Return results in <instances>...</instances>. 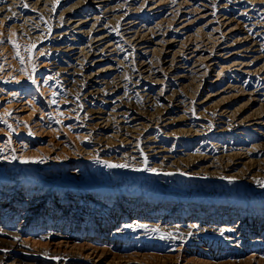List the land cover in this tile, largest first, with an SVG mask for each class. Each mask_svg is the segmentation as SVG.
I'll return each mask as SVG.
<instances>
[{"label":"rangeland","instance_id":"1","mask_svg":"<svg viewBox=\"0 0 264 264\" xmlns=\"http://www.w3.org/2000/svg\"><path fill=\"white\" fill-rule=\"evenodd\" d=\"M19 1V0H0V8H4L3 11L0 14V18L4 19L5 23L3 20H1L0 22V46L1 48H3L4 46V50L0 48V72L3 70V66L5 69V66L10 68L9 66H12V70L10 68V71L12 72H19L21 71L20 74L21 79L27 77H31V81L35 80L36 83L34 84L33 82V87L31 88L30 91V96H32V99L34 102L37 101V103H39V105H41L42 108L47 109L49 108L47 106V102H43L44 100H55V103L52 102L51 106L52 108H54L53 110H55L56 108V112L53 111V113H59L53 116L56 118L50 117L49 119L46 120V124H45V128L43 127L42 129H33V133L36 135H31V133L28 136H24L25 141L27 142L28 146H29V150L30 151H35L31 153L32 157L35 158L34 155H37L38 157L43 155V156H47V152L49 154V156H55L59 159V160H63L64 161V157L66 159V161H64V163L61 165L50 170V171H45L43 168H37L36 170L31 171L33 176L30 177H26V176H19L16 178H13L11 175L9 176L8 173H6V170H0V207H5V209H9L10 210V215L15 212L16 210H19V216H21V214L23 213V211H25V209L27 208V203L26 198H23L25 196L24 192L26 194H30V201L33 203H36L38 205H41V202L43 203L41 210H36L35 212H28L29 215H27V218H29L30 220L39 218V215H42L44 213V211H48V213H51L52 211L50 210L53 206H57V204L61 203L63 204L61 207H64V205L66 204H71L70 208L71 209V214H69L68 217V226H72L73 225V232L72 233H68V234H64V233H55V234H50V235H41L38 232H32L29 229L32 227L31 226V222L27 223V224H23L22 227L17 226L15 229L17 232H19V238L15 241V243L17 244V248L20 249H25L26 251H28L31 254H34L35 256L41 258V259H45L50 260L49 257H53L54 254L56 256L59 255V257L62 255V257L64 256H73L72 258H76L77 260H80L81 262H86V263H90V262H94V263H98V264H264V246L263 245H252V246H246L245 249H229V248H223L221 249V247H225V245H217L215 248H204L205 246L199 243H196V241H188V242H184V241H159V240H152V238H150V240H147L149 237L142 235V237L140 236H121V235H116L113 236L111 235L110 232L108 231H102V224L104 221L108 222L110 220H112L113 218H115V216L118 214V210H120L121 212L124 213L123 216L127 217V220L131 221H137L139 219V217L141 218H146L147 221H149V219H153V220H164L165 219H171L173 218L174 220H178L180 218V216L178 214H180V212L185 211L186 208H188L187 210L190 211V213H201L202 214V218H215V216L217 217L216 219H218L219 216L222 215L224 216L223 212L226 214V212H230L235 211L238 212V214H241V210L244 211L246 213L247 216L246 219H248V216L250 215V213L252 212H259L257 215H259L261 212L264 211V190L259 191L261 193L260 196L258 197H254L256 196V192L257 190H254L252 192H255V194H253V198H251V200L249 199L246 203L247 206L242 209L241 206H243V201L241 199H239L240 201H237L236 203H229L228 200L221 199L219 198L217 199H213V198H209V197H204L202 199H198V201L196 202L195 199L191 200L190 202H186V198L188 194H185L183 196H180L179 194H168V193H163V196L165 197V200H167L165 202V204L163 206H157V207H153L152 206H148L147 202L150 201L149 199H152L154 197V189L158 188L160 189L161 185H148L146 180H142L141 181V177L140 176H145L144 174H148L150 171L155 170V168L158 169L159 167V161L156 162V160H151L150 163H145V166L142 165L143 161L141 160L142 158L140 157L143 152V144H142V138L143 136H146L148 134H151L150 137L156 136V138L158 140L161 141V143L159 144L160 147H162L163 145H166V147L168 149H173L175 150V155H178V157H176L175 161L177 160L178 163L182 162V163H189V161L191 162L195 157L200 156V152H198V150H203L205 149L204 152L202 153V159L203 157H205V152L207 153V151L209 152L208 158L210 157V155H213L212 159L215 157H218L217 159H213L210 161H208L207 163H204L201 165V167L203 166H208L209 164L216 167L213 169V171H219L217 172L220 176L219 178H216V185L221 184V187L223 188H227L228 186H233L234 184L241 183L239 184V186L241 185L242 188L244 187H248V185L250 186V184L248 183L250 181V179L254 178V179H259L260 177L264 178V172H262L264 170V153L261 151L260 152V148L264 150V144H263V140H264V29L263 27H260V25L264 24V17H258L257 14L252 15L251 13H253L254 11L256 12V10H260L259 12H264V0H259V3L256 7H252L249 5V7L251 9H253L252 12H249L250 15L246 16V17H242L241 18V12L238 11H234L233 15L231 16V8H229L230 6H233L232 3H228L225 0H221L220 3H214V0H175L177 1L176 4L179 5H175L174 2L172 0H163L164 2H169V3H165L163 5H165V7L163 8H159V11H163V15L162 18L164 16V20L162 18L160 19H156L155 23L150 24L148 26V21H147V11H149V9L151 7H153L155 5V7H158L157 4L159 1H155V3L153 1L150 0H141L143 2L144 5H142V2L140 0H114V4L113 6H115L116 8L119 7L120 4H122L123 6H126L124 9H126V12H123L121 14L124 13H128V16L130 17L129 21H135L136 23H138L139 27H144V28H151L155 27L156 24L161 22V28H163L162 31L164 36H162L160 39L163 38V40L165 41H169L170 40H175L176 41L179 39L180 41H177V44L179 45L176 50H178V54H177V61L179 62L178 66L179 68L183 69L184 67H190V68H194L196 69V74L194 76L188 77L187 80L185 81H181L180 85H177V87H175L174 89L169 88L168 87V92H167V96L169 99H171L170 97H172V101H176L177 98H180V100L183 101V107L186 109H180L179 110H172L170 109L169 113L172 114H168V115H161L163 113V110L165 108L160 107L159 106H153V107H149L147 108V102L144 101L145 98H132L128 99L131 101H126L128 108L133 109L134 111H138L140 113L145 114V116H147V118H151V116H153L154 122H156L155 125H153L152 127H149L148 133L146 134H134L137 137H140V142L137 141L138 139H136V137H134L132 139V137L129 136H134V135H124L123 134H118L117 132H114L116 129V119H112L110 121H112V125L111 122L110 124L113 126L108 124L107 122L103 123L101 122V120H90V123L92 124V126L89 124L86 126H84V130H80L82 132H79L81 134H89V139L88 134L84 137L83 135L81 136V138L77 135H80L77 132V129L74 126H78L79 124L76 125V123L78 122L77 117H73V113L74 111H78L80 109V112L82 111H86L87 112V104L85 103L86 98H83L84 96L81 95V93L79 92V86H81V82H77L74 83L73 87L69 86L66 87L64 84H62V80H59L61 82L58 81L59 78L53 79V80H48L47 82V87L42 86L40 83V79L42 77H38V75L41 72V75H43L46 72V65H41L44 61V52H39V49H41V47H43L42 45H40L39 39L38 37L34 38L35 35H37V33H44L46 31V29L44 28L45 23L49 24L50 23V19H54V17L58 18L61 17L60 15L62 14L60 12V8L62 9V2L64 0H41L39 1V3L31 5V7L33 8L32 10H35V12L40 11V14H44L43 17L42 15H40L39 13H37V17L35 19H32L28 21H31L30 23L26 20L25 22L22 21L20 19L21 14L23 11H26L24 9V6L22 3L19 2H15ZM50 1V2H48ZM52 1V2H51ZM55 1V2H54ZM60 1V2H59ZM79 4L80 7H82V10H84L87 6L88 1L90 0H76ZM81 1V2H80ZM118 1V3H117ZM172 1V2H170ZM186 3H185V2ZM209 1V2H208ZM263 1V2H262ZM4 2V3H3ZM11 7H10V3ZM43 2L46 3V5H43ZM48 2V3H47ZM58 2V3H57ZM127 2V3H126ZM134 2V3H133ZM140 2V3H139ZM146 2V3H145ZM228 3V4H223V3ZM83 3V5H81ZM116 3V4H115ZM126 3V4H125ZM149 3V4H148ZM189 3V4H187ZM207 3V4H206ZM8 4V5H7ZM18 4V5H17ZM22 4V5H20ZM42 4V5H41ZM54 6H53V5ZM173 4V6L171 5ZM183 4V5H182ZM223 4V7L221 5ZM5 5H7L5 8ZM17 7H16V6ZM58 5V6H57ZM133 7H132V6ZM138 5V6H137ZM146 5V6H145ZM216 5V6H215ZM219 5V6H218ZM226 5V6H225ZM263 5V6H262ZM23 6V7H22ZM38 6V7H37ZM44 8L41 10V8ZM46 6V7H45ZM52 6V7H50ZM70 7L72 5H69ZM68 6V7H69ZM169 8H168V7ZM177 6V7H176ZM183 6V7H182ZM11 9H10V8ZM15 7V8H14ZM37 7V8H36ZM50 7V8H49ZM55 7V8H54ZM59 7V8H58ZM137 7V8H136ZM140 7V8H139ZM148 7V8H147ZM221 7V8H220ZM262 9H261V8ZM49 8V9H47ZM67 8V7H65ZM132 8V11H131ZM134 8V9H133ZM146 8V9H145ZM171 8V9H170ZM175 8V9H174ZM177 8V10H176ZM227 8V10H226ZM13 9V13L12 12ZM16 9V10H15ZM22 9V10H21ZM47 11H45V10ZM130 12H128L129 10ZM137 9V10H136ZM165 11H164V10ZM7 10V11H6ZM38 10V11H37ZM50 10V11H49ZM52 10V11H51ZM144 10V11H143ZM157 10V11H158ZM167 10L169 12H167ZM174 10V11H173ZM180 12H179V11ZM263 10V11H262ZM11 11V12H10ZM44 11V12H43ZM188 11V12H187ZM222 11V12H221ZM10 14H8V13ZM17 12V13H16ZM19 12V13H18ZM21 12V13H20ZM51 14H49V13ZM60 12V14H59ZM133 12V13H132ZM236 12V13H235ZM245 11H242V13L244 14ZM258 12V11H257ZM5 16H4V14ZM135 13V14H134ZM143 13V14H142ZM167 13V14H165ZM174 13V14H173ZM176 13V14H175ZM181 13V14H180ZM191 13V15H189ZM193 13V14H192ZM219 13V14H218ZM222 13H226L227 15H223ZM229 13V14H228ZM8 14V15H7ZM131 14V15H130ZM145 14V15H144ZM242 14V15H243ZM2 15V16H1ZM7 15V16H6ZM12 15V17H11ZM18 15V17H17ZM57 15H59L57 17ZM117 15V14H116ZM172 15V16H171ZM189 15V16H188ZM41 16V17H39ZM52 16V18H51ZM176 16V18H174ZM202 16V17H201ZM233 16L235 21L232 23H229V20L227 18H229L231 20H233ZM257 16V18H255ZM46 19H45V18ZM145 17V18H143ZM147 17V18H146ZM168 18L167 20L165 18ZM174 18L172 20H170L171 18ZM201 17V18H200ZM204 17V18H203ZM225 17H227L226 19H224ZM6 18V20H5ZM254 20H253V19ZM42 19V20H41ZM114 19V18H113ZM162 19V20H161ZM184 19V20H182ZM247 21H246V20ZM252 19V20H251ZM11 22H10V21ZM15 20V21H13ZM34 20V22H33ZM45 20V21H43ZM143 20V21H142ZM145 20V21H144ZM182 20V21H181ZM187 20V21H186ZM217 22H215V21ZM218 20V21H217ZM256 20V22H255ZM17 21V22H16ZM37 21V22H36ZM52 21V20H51ZM139 21V22H138ZM171 21V22H169ZM178 21V22H177ZM184 21V22H183ZM193 21V22H192ZM212 22L207 23V22ZM263 23H262V22ZM28 22V23H27ZM36 22V23H35ZM41 22V23H39ZM164 22V23H163ZM174 22V23H173ZM188 22V23H186ZM190 22V23H189ZM192 22V25H191ZM214 22V23H213ZM223 22V23H222ZM228 22V23H227ZM248 22V23H246ZM251 22V24H249ZM257 23L256 25L253 23ZM16 23V24H15ZM21 23V24H20ZM27 23V25H26ZM35 23V24H34ZM38 23V24H37ZM143 23V24H142ZM176 23V24H175ZM178 23V24H177ZM207 23V24H206ZM221 25H219V24ZM242 23V24H241ZM243 23L245 26H243ZM246 23V24H245ZM5 24V25H3ZM12 27H11V25ZM23 24V26H22ZM168 25V27H162V25ZM171 24V25H170ZM174 24V25H173ZM183 24V25H181ZM190 24V25H189ZM213 24V25H212ZM225 24V25H224ZM253 24V25H252ZM2 25V26H1ZM7 25V26H6ZM16 25V26H14ZM32 25V27L30 28V26ZM38 25V26H37ZM42 27H41V26ZM143 25V26H142ZM229 25V26H228ZM22 26V27H21ZM37 26V27H36ZM44 26V27H43ZM254 26V27H253ZM264 26V25H263ZM16 29H15V28ZM27 27H29L27 29ZM185 27V28H184ZM209 27V28H208ZM213 31H212V29ZM219 27V28H217ZM244 27H247L246 29H249L250 27V33L244 34V30L242 31V29ZM2 28H8L6 31ZM13 29V31H11V29ZM19 28V29H18ZM34 28V29H32ZM43 28V29H42ZM171 30H170V29ZM178 28V30H177ZM184 28V29H183ZM189 28V29H187ZM206 28V29H205ZM215 28V29H214ZM21 29V30H20ZM27 29V30H26ZM30 29V30H29ZM40 29V30H39ZM45 29V31H44ZM169 29V30H168ZM174 29V31L172 30ZM180 29V30H179ZM220 29V30H219ZM260 29L259 33H257V31ZM4 30V31H3ZM43 30V31H42ZM167 30V31H166ZM184 34H183V31ZM198 30V31H197ZM201 30V31H200ZM206 30V31H205ZM215 30V31H214ZM219 30V31H218ZM231 30V31H230ZM233 30V31H232ZM235 30V32H234ZM262 30V32H261ZM9 31V32H8ZM15 31V32H14ZM20 31H24V33L20 32ZM33 31L37 32L36 34L33 33ZM173 33L170 34V32ZM181 31V32H180ZM187 31V32H186ZM203 31V32H202ZM211 32L212 35H210L209 32ZM7 34H6V33ZM12 32V33H11ZM26 32V34H25ZM194 34H193V33ZM199 32V33H198ZM208 32V35H207ZM213 32V33H212ZM219 34H217V33ZM220 32V33H219ZM222 32V33H221ZM231 32V33H230ZM242 32V33H241ZM38 35H41L39 34ZM46 33V32H45ZM180 33V34H178ZM188 33V35H187ZM215 33V34H214ZM6 37L9 36V41H7V39H4ZM9 34V35H8ZM31 34V36H30ZM182 34V35H181ZM193 34V35H192ZM198 34V35H197ZM203 34V35H202ZM206 34V35H205ZM221 34H223L222 36H220ZM257 34V35H256ZM260 34V35H259ZM25 35V36H24ZM34 35V36H33ZM168 35V36H167ZM185 35V36H184ZM191 35V36H190ZM196 35V36H194ZM202 35V36H201ZM217 35V37H215ZM246 36V40L243 37ZM260 37H259V36ZM4 38H3V37ZM23 41H22V38ZM33 36V37H32ZM199 36V37H198ZM212 36V37H211ZM219 36V38H218ZM225 36V37H224ZM256 37L259 38L260 41L258 43H255V39L252 37ZM184 37V38H183ZM196 37V40H194ZM201 37V39L199 40V38ZM252 37V38H251ZM263 37V40L262 38ZM2 38V39H1ZM21 38V39H20ZM26 38V39H24ZM30 38V39H29ZM34 38V39H33ZM168 38V39H167ZM183 38V39H182ZM192 38V39H191ZM194 38V39H193ZM247 38L249 40H247ZM11 39V40H10ZM36 39V41H35ZM184 41H182V40ZM198 39V40H197ZM205 39V40H204ZM226 39V40H224ZM26 40V41H25ZM190 40V41H189ZM193 40V41H192ZM254 40V41H253ZM263 42H262V41ZM34 41V42H32ZM160 41V40H159ZM165 41V42H166ZM187 41V42H185ZM192 41V42H191ZM201 41V42H200ZM210 41V42H209ZM215 41V42H214ZM227 41V42H226ZM245 41V42H244ZM252 43H251V42ZM9 44H8V43ZM13 42V43H12ZM22 42L25 44H22ZM38 42V43H37ZM189 42V43H188ZM194 42V43H193ZM200 42V43H199ZM214 42V43H212ZM225 42V44H224ZM250 42V43H248ZM11 43V44H10ZM29 43V44H27ZM34 45H32V44ZM36 43V45H35ZM208 43V44H207ZM211 45H210V44ZM216 43V44H215ZM223 43V45L221 44ZM257 45H255V44ZM261 43V44H260ZM263 43V44H262ZM14 45H18L19 48L17 49L15 47V53L14 52ZM31 44V45H30ZM196 44V45H195ZM198 44V45H197ZM215 44V45H214ZM233 44V45H232ZM244 44V45H243ZM4 45V46H3ZM10 45V46H9ZM27 45V46H26ZM181 45V46H180ZM194 45V46H193ZM214 45V46H213ZM217 45V46H216ZM226 45V46H225ZM229 47H228V46ZM231 45V47H230ZM251 45V46H250ZM253 45V46H252ZM261 45V46H260ZM26 48H25V47ZM29 46H34L31 50H32V55H31V51ZM37 46V47H36ZM39 46V47H38ZM222 48H220V47ZM224 46V47H223ZM12 47V48H11ZM155 47L156 50H155ZM162 45L160 46H155V45H151L150 49H147V51H149V57L153 58L152 61H155L156 64H158V62L160 60L163 59V56L161 53H164L165 48H161ZM181 47V48H180ZM184 47V49H183ZM202 47V48H201ZM219 47V48H218ZM228 47V48H227ZM11 48V49H9ZM24 48V49H23ZM29 48V49H28ZM154 48V49H151ZM160 48V50H159ZM188 48V50H187ZM196 48H200L201 50H206L205 53L203 52H199L197 54V52L194 51V49L196 50ZM204 48V49H203ZM209 48V49H208ZM224 48V49H223ZM247 48V49H246ZM11 51H9V50ZM27 49V50H26ZM163 49V50H162ZM199 49V50H200ZM212 49V50H211ZM246 49V50H245ZM261 49V50H260ZM13 50V51H12ZM23 50V51H22ZM154 50V51H152ZM167 50V49H166ZM193 50V51H192ZM209 50V51H207ZM220 50V51H219ZM243 50V51H242ZM8 51V52H7ZM22 51V54L20 53ZM26 51V52H25ZM157 51V52H156ZM160 51V52H159ZM162 51V52H161ZM168 51V50H167ZM182 53H181V52ZM211 51V52H210ZM222 51V52H221ZM261 51V52H260ZM11 52V53H9ZM19 55H18V53ZM37 52V54L35 55V53ZM190 52V53H189ZM192 52V53H191ZM210 52V53H209ZM214 52H216L214 55ZM3 53V54H2ZM10 55H8V54ZM23 53L25 55H23ZM28 53V54H26ZM180 53V55H179ZM186 53V54H185ZM194 53V54H193ZM202 53V54H201ZM240 53V55H239ZM4 54L6 56H4ZM17 54L18 57L15 55ZM41 54V55H39ZM157 54V55H156ZM185 54V55H184ZM193 54V55H192ZM231 54V55H230ZM238 54V55H237ZM22 55V59L21 58ZM27 55V56H26ZM38 55V56H37ZM184 55V56H183ZM187 55V56H186ZM191 55V56H190ZM199 55V56H198ZM210 57H209V56ZM12 56V57H11ZM42 56V58H41ZM160 56V57H159ZM181 56V58H180ZM194 56V57H193ZM201 56V57H200ZM203 56V57H202ZM228 56V57H227ZM234 56V57H233ZM238 56V57H237ZM14 57V58H13ZM30 57V58H27ZM36 57V58H35ZM183 57V58H182ZM186 59H185V58ZM192 57V58H191ZM198 57V60H197ZM207 57V58H206ZM224 57V58H222ZM226 57V58H225ZM5 58V59H4ZM11 58V60H10ZM46 58V57H45ZM158 59L157 60H155ZM195 58V59H194ZM202 58V60H201ZM206 58V59H205ZM19 59V60H16ZM116 59H119V62H123L126 61L127 58L125 57V55H121V56H116ZM121 59V60H120ZM125 59V60H124ZM191 59V60H189ZM1 60H2V64H4L3 66L1 65ZM5 60V61H4ZM8 60H10V63L8 62ZM22 62H21V61ZM26 60V61H25ZM30 60V61H29ZM32 60V61H31ZM166 60V59H163ZM183 60V61H182ZM186 60V61H185ZM189 60V61H188ZM223 60V61H222ZM4 61V63H3ZM16 61V62H15ZM18 61V62H17ZM39 63H38V62ZM42 61V62H41ZM195 63H194V62ZM200 61V62H199ZM204 61V62H203ZM226 61V62H225ZM236 63H235V62ZM239 61V62H237ZM15 62V63H14ZM20 62V63H19ZM29 62L32 64L29 65ZM34 62V63H33ZM185 62V63H184ZM203 62V63H202ZM241 62V64H240ZM251 62V63H250ZM8 63V64H7ZM12 63H14V65H12ZM17 63V65H16ZM38 63V64H37ZM154 63V62H153ZM188 63V64H187ZM201 63V64H199ZM235 63V64H234ZM244 63V64H242ZM255 63V65H254ZM19 64V65H18ZM24 64V65H22ZM28 64V65H26ZM37 64V65H36ZM181 64V65H180ZM191 64V66H190ZM202 64H206L205 66ZM237 68V69H234ZM248 64V65H247ZM16 65V68H15ZM39 65V66H38ZM197 65V66H195ZM219 65V67H218ZM230 65V66H229ZM237 65V66H236ZM241 65V67H240ZM245 67H244V66ZM248 68H247V66ZM250 65V66H249ZM14 66V67H13ZM19 66V67H18ZM22 66L24 67V71L22 68ZM29 66V67H27ZM34 66V68L32 67ZM42 66V67H41ZM201 66V67H200ZM236 66V67H235ZM259 66L261 67L260 70L258 69ZM21 67V68H20ZM31 67V68H30ZM40 67V69H39ZM44 67V68H43ZM230 67V68H229ZM255 67V68H254ZM257 67V69H256ZM200 68V70H199ZM202 68V69H201ZM206 70H205V69ZM254 68V69H253ZM263 68V69H262ZM18 69V70H16ZM32 69V71L30 70ZM189 69V68H188ZM212 69V70H211ZM227 69V70H226ZM229 69V70H228ZM232 69V70H231ZM240 72H239V70ZM242 69V70H241ZM246 69V70H245ZM9 70V69H8ZM26 70H28L29 73H26ZM34 70V71H33ZM37 70V71H36ZM205 70V71H204ZM217 70V71H216ZM223 70V71H222ZM31 71V72H30ZM36 71V72H35ZM244 71V72H243ZM247 71V72H246ZM248 71H250V74H253V77H251V75L248 73ZM257 71V72H256ZM38 72V73H37ZM205 72V73H204ZM243 72V73H242ZM252 72V73H251ZM263 72V73H262ZM26 73V74H25ZM32 75H31V74ZM199 73V74H198ZM201 73V74H200ZM240 73V74H239ZM248 76H247V74ZM126 74V73H124ZM123 74V75H124ZM206 74V75H205ZM223 74V75H221ZM233 74V75H232ZM259 74V75H258ZM23 75H25V77H23ZM203 75V76H202ZM211 75V76H210ZM221 75V76H220ZM232 75V76H231ZM241 75V76H240ZM244 75V76H243ZM34 76V77H33ZM127 76V75H126ZM200 76V77H199ZM206 76V77H205ZM220 76V77H219ZM243 76V78H242ZM263 76V77H261ZM23 77V78H22ZM199 77V78H198ZM248 77V79H247ZM256 77V78H254ZM33 78V79H32ZM190 78V79H189ZM236 78V79H234ZM258 78V79H257ZM263 78V79H262ZM38 79V80H37ZM193 79V80H192ZM197 79V80H196ZM200 79V80H199ZM217 79V80H216ZM246 79V81H244ZM250 79V80H249ZM254 79V80H253ZM57 81V82H54ZM81 80V79H79ZM190 80V81H189ZM192 80V81H191ZM196 80V81H195ZM214 80V81H213ZM220 80V81H219ZM236 80V81H235ZM261 80V81H260ZM40 81V82H39ZM52 81V82H51ZM188 81V83H187ZM195 81V82H194ZM202 81V82H200ZM243 81V82H242ZM191 85H190V83ZM198 84H197V83ZM256 84H255V83ZM263 82V83H262ZM39 83V85L36 87V85ZM81 83V84H79ZM184 83V84H183ZM194 83V84H193ZM196 83V84H195ZM234 83V85H233ZM245 83V84H243ZM50 84V85H49ZM53 84V85H52ZM56 84V85H55ZM167 84H171V82L167 83ZM185 84L187 86H185ZM236 84V86H235ZM241 84V85H240ZM252 87H251V85ZM255 84V85H254ZM60 85V86H58ZM63 85V86H62ZM190 85V86H188ZM197 85V86H196ZM201 85V86H200ZM233 85V86H231ZM51 86V87H50ZM55 86V87H54ZM58 86V87H57ZM62 86V87H61ZM184 86V87H183ZM193 86H195L196 88H194ZM200 86V87H199ZM235 86V88H234ZM262 86V89H261ZM35 87V90H34ZM54 87V88H53ZM156 90L155 92H157L158 94L155 93V96H158L159 94L161 95L162 93H164L165 91H162L160 87H162L161 84H159L158 86H156ZM186 87V88H185ZM190 87V88H189ZM192 87V89H191ZM228 87V88H227ZM239 87V88H238ZM41 88V89H40ZM44 88H47L46 90ZM53 88V91L52 89ZM59 88V89H58ZM78 88V89H77ZM163 88V87H162ZM179 88H181L179 90ZM189 88V89H188ZM200 88V89H199ZM237 88V89H236ZM258 89V90H255ZM260 88V89H259ZM37 89V90H36ZM62 89V91L60 90ZM170 89V91H169ZM186 91H185V90ZM232 89V90H231ZM245 89V91L243 90ZM249 89V90H248ZM252 89V90H251ZM43 90V92L41 91ZM45 90V92H44ZM58 90V91H57ZM68 90V91H66ZM75 93H74V91ZM77 90V91H76ZM173 90V91H172ZM177 90V91H176ZM190 90L191 93H188ZM193 90V91H192ZM226 90V92H225ZM254 90V91H253ZM38 91V92H37ZM51 91V92H49ZM61 91V92H60ZM160 93H159V92ZM183 91V92H182ZM188 91V92H187ZM224 91V92H223ZM239 91V92H238ZM248 91V92H247ZM252 91V92H250ZM41 94H40V93ZM49 92V94H47ZM54 92V93H53ZM67 92V93H65ZM171 92V93H170ZM175 92V94H174ZM181 92V93H180ZM194 92V93H193ZM247 92V93H246ZM44 93V94H43ZM51 93V94H50ZM55 93H57V95H54ZM74 94L73 96H70L69 94ZM77 93V94H76ZM246 93V94H245ZM252 93V94H251ZM34 94V95H33ZM37 94V95H35ZM44 96H43V95ZM49 97H47L46 96ZM62 96H61V95ZM66 94V95H65ZM76 94V95H75ZM171 94V95H170ZM179 94V95H178ZM184 96H183V95ZM189 94V95H188ZM196 94V95H195ZM212 94V95H211ZM250 96H249V95ZM257 94V95H256ZM259 94V95H258ZM40 97H39V96ZM54 95V96H53ZM60 95V96H59ZM64 95V96H63ZM159 95V96H160ZM178 95V96H177ZM182 95V96H181ZM192 95V98H191ZM210 95V97H209ZM52 96V97H51ZM67 96L65 99L64 97ZM70 96V97H69ZM77 96V97H76ZM79 96V97H78ZM176 96V97H175ZM188 98H187V97ZM196 96V98L194 97ZM213 96V97H211ZM36 97V98H35ZM39 97V98H37ZM55 97H57L55 99ZM63 97V98H62ZM74 99H71L73 98ZM82 97V98H81ZM60 98V99H58ZM70 98V99H69ZM144 98V99H143ZM185 98V99H184ZM190 98V99H189ZM212 98V99H211ZM251 98V99H250ZM255 100H253V99ZM261 98V99H260ZM37 99V100H36ZM63 99V100H62ZM76 99V100H75ZM80 99V101H79ZM140 99V100H139ZM184 99V100H183ZM52 100V101H53ZM68 101V102H65ZM75 100V101H74ZM137 100V101H136ZM190 100V101H189ZM249 100V101H248ZM251 100V101H250ZM57 101H59L60 106L58 105L59 103H57ZM62 101H64L63 105H62ZM72 101V102H71ZM77 101V102H76ZM141 101V102H140ZM144 103H143V102ZM205 101V102H204ZM71 102V104L69 103ZM74 102V104H73ZM188 102V103H186ZM190 102V103H189ZM37 103H36V107H37ZM80 103V104H79ZM82 103V105H81ZM125 103V104H126ZM202 103V104H200ZM54 104H56L55 106L57 107H53ZM76 104V105H75ZM132 104V105H131ZM263 104V105H262ZM46 105V106H45ZM80 105V106H79ZM131 105V106H130ZM189 105V106H188ZM190 105H192L190 108ZM63 106V108H62ZM86 106V107H84ZM188 106V108L186 107ZM75 107V108H74ZM138 107V108H137ZM159 107V108H158ZM261 107V108H260ZM66 108H70L67 109ZM72 108V109H71ZM78 110H77V109ZM145 110H144V109ZM153 108V109H152ZM156 108V109H155ZM58 109V110H57ZM64 109V110H62ZM83 109V110H82ZM162 111H161V110ZM193 109V110H192ZM227 114H226V112ZM70 110V112H69ZM153 110V111H152ZM156 110V111H155ZM188 110V112H187ZM65 113H63V112ZM135 111V112H136ZM148 111V112H146ZM175 111V112H174ZM193 111V112H192ZM233 111V112H232ZM68 112V113H67ZM181 112V113H180ZM216 115H214L215 113ZM258 114H257V113ZM65 117H62L61 116ZM156 113V114H155ZM161 113V114H160ZM174 113V114H173ZM184 113V114H183ZM202 113V114H201ZM219 113V115H218ZM225 113V114H224ZM260 113V115H259ZM69 114V116L67 115ZM151 114V115H149ZM184 116H183V115ZM70 115L72 118L76 119H70ZM155 115L157 116V118L155 117ZM171 115V116H170ZM181 115V116H180ZM203 115V116H202ZM230 115V116H229ZM236 115V116H234ZM257 115V116H256ZM61 116V117H59ZM66 116H68L66 118ZM112 117V115H110ZM163 116L160 120H158L159 117ZM173 116L175 118H182V122H177L173 125H169V126H163L166 125L164 123L170 122V118H173ZM218 116V117H217ZM233 116V117H231ZM260 116V117H259ZM263 116V117H262ZM155 117V118H154ZM199 117V118H198ZM205 117V118H204ZM210 117V118H207ZM217 117V120H216ZM229 120H228V118ZM169 118V119H168ZM177 118V119H178ZM201 118V119H200ZM215 120H213V119ZM233 118V119H231ZM259 118V119H258ZM57 120V123L54 121ZM68 119V121H67ZM70 119V120H69ZM166 121H164V120ZM184 119V120H183ZM221 119V120H220ZM224 121H223V120ZM231 119V120H230ZM263 119V120H262ZM53 120V122H52ZM64 120V122L62 121ZM205 120V121H204ZM221 122H219V121ZM48 121V122H47ZM60 121H62V124L60 123ZM76 121V122H75ZM100 121V122H98ZM114 121V122H113ZM199 121V122H198ZM209 121V122H208ZM212 123H211V122ZM230 121V122H229ZM233 121V122H232ZM51 122V123H49ZM56 124H55V123ZM73 122V125H72ZM147 122V121H145ZM193 124H192V123ZM207 122V123H206ZM215 122V123H213ZM219 124H218V123ZM228 124H226V123ZM229 122V123H228ZM253 122V123H252ZM257 124H256V123ZM71 123V124H70ZM198 123V124H197ZM204 123V124H203ZM239 123V124H238ZM261 124L260 126L258 125ZM48 124V125H47ZM51 124V125H50ZM59 124L64 126V128L61 130ZM65 124V125H64ZM101 124V125H100ZM151 123H149L150 125ZM160 124V125H157ZM213 124V125H212ZM225 124V125H224ZM238 124V125H237ZM47 125V126H46ZM56 125V126H55ZM70 126L69 127L67 126ZM147 125V124H145ZM157 125V126H156ZM190 125V126H189ZM198 125H202L201 128ZM205 125V126H204ZM209 125V128H208ZM211 125L214 127H211ZM228 128H227V126ZM50 128H49V127ZM54 126V128L52 127ZM67 128H66V127ZM72 126L74 128H72ZM101 126V127H100ZM110 126V127H109ZM159 126V127H158ZM193 126V127H192ZM207 126V127H206ZM221 126V127H220ZM232 126V128L230 127ZM234 126V127H233ZM48 127V128H46ZM91 129H90V128ZM96 129H95V128ZM98 127V128H97ZM100 127V128H99ZM103 127V128H102ZM107 127V128H106ZM158 127V128H155ZM216 127V129H215ZM218 127V128H217ZM52 128V130L50 131V129ZM56 130H53L55 129ZM72 128V129H71ZM111 129V130H107V129ZM140 130H143L142 127L140 126ZM144 128V127H143ZM153 128V129H150ZM155 128V129H154ZM189 128V129H188ZM194 128L195 131H194ZM206 128V130H205ZM222 128V129H221ZM223 128H226L227 132L225 129L223 130ZM231 128V130H230ZM44 129V131H43ZM60 131H59V130ZM68 132H63L66 131ZM88 129V130H87ZM93 129V130H92ZM99 131H98V130ZM103 129V130H102ZM166 129V130H165ZM193 129V130H192ZM201 129V130H200ZM39 130V131H37ZM41 130L43 132H41ZM49 130V131H48ZM72 130V133H71ZM95 130V131H94ZM105 130V131H104ZM107 130V131H106ZM113 130V131H112ZM152 130V131H151ZM155 130V131H154ZM161 130V132H160ZM178 132H177V131ZM182 130V131H181ZM186 130H191L188 134H191L192 132L194 134H198L200 133L199 137L196 136V140H194V142L192 143L193 146L191 148H189V150H185L183 147H180V145H176L175 143L178 141V137H180V135L183 133H185ZM204 130V131H202ZM209 130V131H208ZM220 130L222 132H220ZM233 130V131H232ZM242 130V131H241ZM54 131V132H53ZM56 131V132H55ZM86 131V132H85ZM202 131V132H201ZM212 131V132H211ZM40 132L41 133V138L40 136ZM45 132V133H44ZM51 132V133H50ZM60 132V133H59ZM85 132V133H84ZM155 132V133H154ZM158 132V133H157ZM160 132V133H159ZM164 132V133H163ZM171 132V133H170ZM175 132V134H173ZM181 132V133H180ZM196 132V133H195ZM205 132V133H204ZM208 134H207V133ZM216 132V134H215ZM219 132V133H218ZM243 135H240L239 133H241ZM259 132V133H258ZM43 133L45 136H43ZM50 133V134H49ZM77 133V134H76ZM103 133V134H102ZM116 133L118 135L114 134ZM170 133V134H169ZM177 133V136H176ZM236 133V135H235ZM48 134V135H47ZM56 134V135H55ZM58 134V135H57ZM60 134H63L60 135ZM72 134V135H71ZM76 134V135H75ZM95 134V135H94ZM113 134V135H112ZM140 134V135H138ZM154 134V135H153ZM156 134V135H155ZM158 134V135H157ZM172 134V135H171ZM225 137H224V135ZM245 134V135H244ZM51 135V136H50ZM53 135V136H52ZM70 135V136H69ZM74 135V138H73ZM92 135V136H91ZM104 135V136H103ZM110 135V137H109ZM122 137H121V136ZM161 135V136H160ZM168 135V136H166ZM38 136V138H37ZM43 136V137H42ZM47 136V137H46ZM49 136V137H48ZM60 136V137H59ZM72 136V138H71ZM77 136V137H75ZM98 136V137H96ZM117 139H116V137ZM171 136V137H169ZM29 137V138H28ZM58 137V138H57ZM79 137V138H78ZM92 137V138H91ZM103 137V138H102ZM109 137V139H107ZM115 137V138H114ZM163 137V138H162ZM167 137V139H166ZM169 137V138H168ZM176 139L174 141V139ZM192 137V136H191ZM190 137V138H191ZM218 137V138H217ZM238 137V139H237ZM261 137V138H260ZM77 138V139H75ZM84 138V141H83ZM94 138V139H93ZM124 138V139H123ZM126 138V141H125ZM189 138V137H188ZM221 138V140H220ZM241 140H240V139ZM255 138V139H254ZM37 139V140H36ZM49 139V140H47ZM74 139V140H73ZM80 139V140H79ZM82 139V140H81ZM103 139V140H102ZM107 139V140H106ZM122 139V140H121ZM163 139V140H162ZM213 139V140H212ZM234 139V140H233ZM236 139V140H235ZM32 140V141H31ZM36 140V141H33ZM55 140V143H54ZM65 140V141H64ZM77 140L79 142H77ZM97 140V141H96ZM102 140V141H101ZM114 142H113V141ZM122 142H121V141ZM124 140V141H123ZM128 140V141H127ZM130 140V141H129ZM136 140V141H135ZM165 140V141H164ZM230 140V141H229ZM48 141V142H46ZM58 141V142H56ZM62 143H60V142ZM69 141V143H68ZM74 141V142H73ZM86 141V142H85ZM90 141V143H88ZM95 141L96 143L100 142L101 145L103 146L102 148H100V150L98 149L96 151V149H94L95 146ZM118 141V142H117ZM120 141V142H119ZM132 141V142H131ZM204 141V142H203ZM42 142V143H41ZM52 142V143H51ZM94 142V143H93ZM106 142V144H105ZM124 142V144H123ZM127 142V143H126ZM129 142V144H128ZM135 142V143H134ZM137 142V144H136ZM170 142V143H169ZM202 142V143H201ZM227 142V143H225ZM230 142V143H229ZM247 142V143H246ZM258 142H261L263 144V147H258L257 149L254 148V145L256 146L258 144ZM60 143V144H59ZM78 143V144H77ZM83 143V144H82ZM86 143V144H85ZM109 143V144H108ZM126 143V144H125ZM204 143V144H203ZM209 145H208V144ZM215 143L217 145V147L215 148ZM223 143V144H221ZM225 143V144H224ZM57 144V145H56ZM67 144V145H66ZM85 144V145H84ZM89 144V145H88ZM92 144V145H91ZM116 144V145H115ZM120 144V145H117ZM128 144V145H127ZM135 144V145H134ZM202 144V145H201ZM211 144V145H210ZM238 144V145H237ZM251 144V146H250ZM254 144V145H253ZM13 147L16 144H12ZM44 145V147H43ZM64 145V146H62ZM78 145L79 148H78ZM84 145V146H82ZM124 145V148L122 147ZM131 145V146H130ZM133 145V147H132ZM173 145V146H172ZM208 145V146H206ZM214 145V149L213 146ZM228 145V146H227ZM233 145V146H232ZM243 145V146H242ZM38 146V148L36 147ZM41 146V147H40ZM92 146V147H91ZM138 146V147H137ZM140 146V147H139ZM201 146V147H200ZM219 146V148H218ZM247 146V147H245ZM47 147V149H45ZM53 147V148H52ZM72 147V148H71ZM74 147V148H73ZM81 147V148H80ZM126 147V148H125ZM130 147V148H129ZM135 147V148H134ZM137 148H141L136 149ZM253 150L258 153L259 158L258 159V155L257 156H248L246 157V151L247 150ZM34 148V149H33ZM55 148V149H54ZM63 148V149H62ZM64 148L66 150H64ZM86 151H84L83 149ZM92 148V149H90ZM95 148H99V146L95 147ZM116 148V149H115ZM212 148V151H211ZM230 148V150L228 149ZM235 148V149H234ZM239 153H238V151ZM241 148V149H240ZM246 148V149H244ZM248 148V149H247ZM250 148V149H249ZM32 149V150H31ZM61 149V150H60ZM68 149V152H67ZM71 151H70V150ZM113 149V150H111ZM119 149V150H118ZM134 149H136L135 152ZM181 149V150H180ZM196 149V150H195ZM259 149V150H258ZM46 150V151H45ZM59 150V151H58ZM88 150H90V152H88ZM95 150V151H94ZM115 150V151H114ZM142 150V152H141ZM177 150V151H176ZM179 150V152H178ZM183 150V151H182ZM185 150V152H184ZM196 152H195V151ZM219 150V152L217 151ZM222 150V151H221ZM228 150V151H226ZM244 150V151H243ZM37 151V152H36ZM39 151V152H38ZM55 151V152H53ZM59 153H57V152ZM63 153H61V152ZM82 151V152H81ZM101 151V153L99 152ZM109 151V152H108ZM112 151V152H110ZM118 151V152H117ZM125 154H124V152ZM139 153H138V152ZM216 151V152H215ZM223 151L228 152V154L225 152L223 153ZM237 151V152H234ZM241 151V153H240ZM259 151V152H258ZM42 152V153H41ZM46 152V153H44ZM80 152V153H79ZM97 152V153H96ZM120 152H123L122 155L120 154ZM182 152V153H181ZM195 152V153H194ZM214 152V153H213ZM218 152V153H217ZM231 152V153H230ZM233 152V153H232ZM244 154H243V153ZM38 153V154H36ZM53 153V154H52ZM56 153V154H55ZM61 153V155H60ZM87 153V154H86ZM91 153V154H90ZM96 155H94V154ZM106 153V154H105ZM184 153V154H183ZM189 153V154H186ZM196 153L198 155H196ZM212 153V154H211ZM237 155L240 154L241 159L238 160H232L229 159V156H233V155ZM260 153V154H259ZM46 154V155H45ZM69 154H70V158H69ZM71 154H75L77 156H73ZM80 154V156H78ZM83 154V155H82ZM85 154V155H84ZM124 154V155H123ZM180 154V155H179ZM193 154V155H192ZM195 154V155H194ZM219 154H223V155H219ZM64 155V157H63ZM95 156L89 159L90 156ZM115 155V156H114ZM121 155V156H120ZM134 158H132L133 156ZM192 155V156H191ZM204 155V156H203ZM217 155V156H216ZM36 156V158H37ZM60 156V158L58 157ZM62 156V157H61ZM86 156V158H84ZM137 156V157H136ZM182 156V157H181ZM83 157V158H82ZM88 157V159H87ZM120 157V158H119ZM127 157V158H126ZM131 157V158H130ZM192 157V158H190ZM201 157V156H200ZM220 157V158H219ZM228 159H227V158ZM263 157V158H262ZM62 158V159H61ZM81 158V159H80ZM98 158V161L96 160ZM116 158V159H115ZM123 158V159H122ZM138 158V159H137ZM140 158V159H139ZM187 158V159H186ZM207 157L205 158L206 160H209ZM243 158V159H242ZM248 158V159H247ZM252 158V160L250 159ZM73 159V160H72ZM80 159V160H79ZM84 159V160H83ZM86 159L88 161H86ZM102 159V160H101ZM120 159V160H119ZM122 159V160H121ZM126 159V160H125ZM220 159V160H219ZM222 159H224V161H222ZM76 160V161H75ZM100 160V161H99ZM106 160V161H105ZM123 160H125L126 162H124ZM135 160V163L133 161ZM138 162H137V161ZM186 160V161H185ZM188 160V161H187ZM227 160V161H226ZM230 160H232L230 165H233L232 168L230 170H232L233 168L235 169L234 171H229V172H225L222 168L228 163L230 162ZM249 160V161H248ZM251 160V161H250ZM259 162H258V161ZM262 160V161H261ZM75 161V162H74ZM80 161V162H79ZM85 161V162H83ZM91 161V162H90ZM98 162L95 164V162ZM121 161V162H120ZM140 161V162H139ZM197 161V160H196ZM195 161V162H196ZM218 161V162H217ZM255 161V162H254ZM82 171H80L79 174H82V177L77 178L76 174H74V169H76L77 167L73 168L74 166H77L78 164L82 163ZM90 162V163H89ZM104 162V163H103ZM119 162V163H118ZM137 162V164H136ZM212 164H211V163ZM222 164H221V163ZM227 162V163H226ZM239 162V164H238ZM242 162V163H241ZM247 162V163H246ZM250 162V163H249ZM255 163L254 166L251 165L252 163ZM258 162V164H257ZM100 163V164H99ZM107 163V164H106ZM112 163V164H111ZM122 163V164H121ZM138 163H140L141 165H139ZM156 165H154V164ZM214 163V165H213ZM241 163V164H240ZM262 163V164H261ZM65 164V165H64ZM76 164V165H74ZM85 164V165H84ZM92 164V165H91ZM125 165L126 167H109V165ZM208 164V165H207ZM219 166H217V165ZM95 165V166H94ZM104 165V166H101ZM107 165V166H106ZM128 165V166H127ZM182 165V164H181ZM245 165V166H244ZM65 166V167H64ZM88 166V167H87ZM107 168H106V167ZM144 166V167H143ZM152 166V167H151ZM157 166V167H156ZM176 166V165H175ZM245 168H244V167ZM253 168H252V167ZM256 166V167H255ZM101 167V168H100ZM170 168L171 170L174 169L176 167H174V165L168 164L167 166H165V168ZM220 167V168H219ZM259 167V168H258ZM262 167V168H261ZM71 168V169H70ZM87 168V169H86ZM99 168V169H98ZM121 168V169H120ZM127 168V169H126ZM134 168V169H132ZM140 168V169H139ZM247 168V169H246ZM251 168V169H250ZM42 171H41V170ZM67 169V170H66ZM84 169V170H83ZM97 169V170H95ZM109 169V170H108ZM112 169H114L115 171H113ZM120 171H118V170ZM127 170L128 172L126 173L125 170ZM129 169V170H128ZM151 169V170H150ZM162 169V168H161ZM164 169V167H163ZM198 168H194L192 171H196ZM245 169V170H244ZM253 169V170H252ZM58 170V171H57ZM64 170V171H63ZM92 172H91V171ZM94 170V171H93ZM101 170V171H100ZM124 173L126 176H122V179L116 178L115 177V172L117 173ZM135 172H134V171ZM136 170H139L136 173ZM140 170H142L140 172ZM144 170V171H143ZM165 170V169H164ZM177 170V169H176ZM247 170V171H246ZM260 170V171H259ZM99 173H98V172ZM112 171V173H111ZM129 171H133L129 172ZM224 171V172H223ZM241 171V172H240ZM257 171V173H256ZM2 172V173H1ZM30 172V173H31ZM36 172V174H35ZM50 172V173H49ZM52 172V173H51ZM60 172V173H59ZM68 172V173H67ZM239 174H238V173ZM63 173H65L63 175ZM75 175H73V174ZM101 173V175H100ZM103 173V174H102ZM131 174V177L130 175ZM141 173V174H140ZM229 173V174H228ZM242 173V174H241ZM253 173V174H252ZM4 174V175H3ZM5 174H7L8 178L6 179ZM71 174V175H69ZM84 174V175H83ZM87 174V175H86ZM90 174V175H88ZM95 176H94V175ZM111 175V177L109 175ZM138 174V175H137ZM143 174V175H142ZM227 176H226V175ZM247 176H246V175ZM252 174V175H251ZM255 174V175H254ZM263 174V175H262ZM51 175V176H50ZM99 175V176H98ZM133 175V177H132ZM140 175V176H139ZM180 175V174H179ZM178 177H182L179 176ZM226 177H225V176ZM229 175V176H228ZM231 175V176H230ZM251 175V176H250ZM42 176V177H41ZM49 178H46V177ZM59 176V177H58ZM67 176V177H66ZM69 176V177H68ZM72 176V177H71ZM90 176V177H89ZM107 176V177H106ZM138 176V177H137ZM40 177V178H39ZM56 177V178H55ZM58 177V178H57ZM66 177V178H65ZM76 177V178H75ZM246 177V178H245ZM248 177V178H247ZM251 177V178H250ZM88 178V179H87ZM126 178V179H125ZM135 179L134 181H132L133 179ZM137 178V179H136ZM178 178V179H179ZM231 178V179H230ZM10 179V180H9ZM16 179V180H15ZM30 180V181H26V180ZM69 179V180H68ZM82 179V181H81ZM86 179V180H85ZM90 179V180H89ZM219 179V180H217ZM228 179V180H227ZM233 179V180H232ZM237 179V180H236ZM66 180V181H65ZM74 180V181H73ZM85 182H84V181ZM112 180V181H111ZM114 180V181H113ZM116 180V181H115ZM120 180V181H119ZM215 180V179H212ZM248 180V181H247ZM58 181V182H57ZM131 181V182H130ZM238 183H237V182ZM243 181V182H242ZM247 181V182H246ZM56 182V183H55ZM60 182V183H59ZM114 182V183H113ZM118 182V183H117ZM138 182V183H137ZM214 182V181H213ZM235 182V183H234ZM58 183V184H57ZM123 185H122V184ZM220 183V184H218ZM227 183V184H226ZM234 183V184H233ZM68 184V185H66ZM142 184V185H141ZM144 184V185H143ZM225 184V185H224ZM233 184V185H232ZM60 185V186H59ZM147 185V186H146ZM223 185V186H222ZM244 185V186H243ZM64 186V187H63ZM130 186V188H129ZM133 186L135 188H133ZM158 186V187H157ZM240 186V187H241ZM69 187V188H68ZM239 187V188H240ZM138 188V189H137ZM148 188V189H147ZM3 189V190H2ZM28 189V190H27ZM33 189V191H32ZM22 190V191H21ZM153 190V191H152ZM12 191V192H11ZM67 191V193H66ZM15 192V193H14ZM17 193V194H16ZM60 193V194H59ZM103 193V194H102ZM105 193V194H104ZM139 193V194H138ZM263 193V194H262ZM10 194V195H9ZM23 194V195H22ZM32 194V195H31ZM64 194V195H63ZM128 196H127V195ZM133 194V195H132ZM144 194V195H143ZM20 195V196H19ZM98 195V196H97ZM151 195V196H150ZM11 196V197H10ZM153 196V197H152ZM127 199H126V198ZM129 197V198H128ZM124 198V199H123ZM148 198V199H147ZM182 198V199H181ZM8 201H7V200ZM13 199V200H12ZM100 199V200H99ZM145 199V200H144ZM147 199V200H146ZM172 199V200H171ZM139 200V201H138ZM238 200V199H237ZM128 201V202H127ZM179 201V202H177ZM194 201V202H192ZM226 202V203H224ZM197 203V204H196ZM206 203V204H205ZM217 204V205H214ZM133 204V205H132ZM222 206H221V205ZM225 204V205H224ZM237 204V205H236ZM139 205V206H138ZM142 205V206H141ZM145 205V206H144ZM18 206V207H17ZM120 206V207H119ZM147 206V207H146ZM172 206V207H171ZM219 206V207H218ZM224 206V207H223ZM234 206V208H232ZM257 206V207H256ZM259 206V207H258ZM47 208V210H44L43 208ZM60 207V206H59ZM60 207L59 212L61 211V213L63 212L62 208ZM144 207V208H143ZM174 207V208H173ZM182 207V208H181ZM185 207V208H184ZM127 208V209H126ZM138 208V209H137ZM141 208V209H140ZM152 208V210H151ZM172 210H171V209ZM200 208V209H199ZM259 210H258V209ZM263 208V209H262ZM43 209V210H42ZM124 209V210H122ZM157 209V210H156ZM177 209V210H176ZM206 209V210H205ZM218 209V210H217ZM134 210V211H133ZM138 210V211H137ZM186 210V211H187ZM194 210V211H193ZM196 210V211H195ZM73 211V212H72ZM129 211V212H128ZM137 211V212H135ZM148 211V212H147ZM153 211V213H152ZM161 211V212H160ZM193 211V212H192ZM128 212V213H127ZM158 214L156 215L155 213ZM206 212V213H205ZM85 213L83 216L82 214ZM166 213V214H165ZM197 214V215H198ZM207 214V215H206ZM16 215V214H14ZM13 215V216H14ZM62 215V214H61ZM60 215V216H61ZM99 215V216H98ZM105 217H103V216ZM112 215V216H111ZM151 215V216H150ZM155 215V216H154ZM160 215V217H159ZM177 215V216H174ZM191 215V214H190ZM196 215V216H197ZM205 215V216H204ZM264 214H260V216H263ZM12 216V217H13ZM179 216V217H178ZM194 214H192L191 216L185 217L184 220L189 222V221H193L196 217ZM22 217V216H21ZM89 217V218H88ZM122 217V216H121ZM240 217V216H239ZM6 217L2 216V214H0V221H5ZM85 218V219H84ZM163 218V219H162ZM221 218L218 220L220 221ZM258 218V217H257ZM20 219V218H19ZM73 219V220H72ZM87 219V220H86ZM91 219V220H90ZM105 219V220H103ZM187 219V220H186ZM245 219V220H246ZM89 220V221H88ZM213 220V219H212ZM86 223H85V222ZM248 221V220H247ZM245 221V222H247ZM74 222V223H73ZM89 222V223H88ZM82 223V224H80ZM91 225V226H90ZM102 225V226H100ZM92 228V229H91ZM84 229V230H83ZM88 229V231H87ZM91 230V231H90ZM95 231V232H94ZM0 245H2L3 242H11L13 241L12 238L2 234V231L0 232ZM91 235H90V234ZM94 234L96 235V237L94 236ZM238 234V232H235V235ZM2 235V236H1ZM101 236V238H100ZM145 237V239H144ZM2 238V239H1ZM147 238V239H146ZM9 240V241H8ZM152 240V241H151ZM182 242V243H181ZM194 242V243H193ZM164 243V244H163ZM163 244V245H162ZM228 245V244H226ZM90 248H93L90 249ZM99 249V251L97 250ZM212 249V250H210ZM94 250H97L96 253H94ZM103 250V251H100ZM220 250V251H219ZM103 254H101V253ZM48 255V256H47ZM53 255V256H52ZM101 255V256H100ZM160 256V257H159ZM162 256V257H161ZM160 260V261H158Z\"/></svg>","mask_w":264,"mask_h":264},{"label":"bare ground","instance_id":"2","mask_svg":"<svg viewBox=\"0 0 264 264\" xmlns=\"http://www.w3.org/2000/svg\"><path fill=\"white\" fill-rule=\"evenodd\" d=\"M11 1V0H9ZM13 1V0H12ZM39 3V1L41 0H19L16 2L22 3L24 6V9L26 11H23L21 14L20 19L22 21H28L37 17V13L35 12V10H32L33 8L31 7V5ZM45 1V0H44ZM53 1V0H52ZM51 1V2H52ZM56 1V0H55ZM54 1V2H55ZM58 1V0H57ZM84 1V0H83ZM125 1V0H124ZM141 1V0H140ZM153 1L155 3V1H159V0H150ZM168 1V0H167ZM173 2L175 0H172ZM170 1V2H172ZM180 1V0H179ZM195 1V0H194ZM212 1V0H211ZM221 0H214V3L218 4L220 3ZM226 1V0H225ZM234 3H232V2ZM15 2V1H14ZM15 2V3H16ZM50 2V1H48ZM47 2V3H48ZM60 2V1H59ZM81 2V1H80ZM85 2V1H84ZM142 2V1H141ZM177 1L174 2L175 5H179L176 4ZM181 2V1H180ZM185 2V1H184ZM209 2V1H208ZM226 2H230L233 4V6H230L229 8H231L230 10V14L231 16L233 15L234 11H238L241 12V18L246 17L248 14L250 15L249 12H252L253 9H251L249 7V5L256 7L259 3V0H227ZM223 3V4H228V3ZM263 2V1H262ZM4 3V2H3ZM58 3V2H57ZM118 3V1H117ZM127 3V2H126ZM125 3V4H126ZM134 3V2H133ZM140 3V2H139ZM146 3V2H145ZM165 3H169V2H164L163 0L159 1L157 6L155 7V5L153 7H151L149 9V11L145 12L147 13V23L148 26L150 24L155 23L156 19H160L162 18L163 15V11H159V8H163L165 7ZM182 3V2H181ZM186 3V2H185ZM12 2L9 4L11 7ZM20 4V5H22ZM46 5V3L43 2V5ZM114 4V0H90L87 3V6L84 7L83 3L81 5H83V7L85 8L84 10H82V7H80V4L76 1V0H64L62 2V9L60 8V12L62 13L58 18L54 17V19H50V23L47 24L45 23V29L44 33H38L41 35H38L37 32L33 31L34 34L37 33V35H33L34 38L38 37L40 45H42L43 47H41V49H39V52H44V61L41 65H46V72L41 75H38V77H42L40 79L41 81V85L44 87H47V82L48 80H53L56 78H59V80H62V84H64L66 87L71 88V86L73 87L74 83L77 82H81L79 84H81V86H79V92L81 93V95H83V98H86L85 103L87 104V112L82 111L80 112L81 107H79L80 109L77 110L78 111H74L73 113V117H77L78 122L76 123L79 124L78 126H74L77 129V132H82L80 130H84L86 128L87 125H91L90 120H101V122L104 123L107 122L108 124H112V121L110 120H114L116 119L114 123H116V130L114 132H117L118 134H123L124 135H134L137 133L140 134H146L148 133L149 127H152L153 125L156 124V122H154V120L151 116V118H147V116H145V114L140 113L138 111H134L133 109L128 108L126 103L127 98L132 99V98H142L144 97L145 100L147 102L146 107H153V106H159L165 108L163 110V113L161 115H168V114H172L169 113L170 109L172 110H179L182 109L183 107V101L180 100V98H177L176 101H172V97H170L171 99L168 98L167 96V92H168V87L174 89L175 87H177V85L181 84V81H185L188 79V77L194 76L196 74V69H194L193 67H184L183 69L179 68V60L177 61V54H178V50H176V48L179 46L177 44V41H180L179 39L176 41L175 40H170L169 41H164L163 38L160 39L162 36H164L163 34V28H161V22L156 24L155 27L151 28H144V27H139L138 23H136L135 21H129L130 17L128 16V13H124L121 14L123 12H126L127 10L124 9L126 6H123L122 4L119 5L118 8H116L115 6H113ZM116 4V3H115ZM149 4V3H148ZM156 4V3H155ZM165 4V5H163ZM189 4V3H187ZM207 4V3H206ZM223 4L221 5L223 7ZM8 5V4H7ZM7 5H5V8ZM18 5V4H17ZM42 5V4H41ZM53 5V4H52ZM69 5H72L71 7ZM142 5L143 2H142ZM173 6V4H171ZM183 5V4H182ZM190 5V4H189ZM16 6V5H15ZM22 6V7H23ZM54 6V5H53ZM58 6V5H57ZM69 6V7H68ZM132 6V5H131ZM138 6V5H137ZM146 6V5H145ZM180 6V5H179ZM216 6V5H215ZM219 6V5H218ZM226 6V5H225ZM251 6V7H252ZM263 6V5H262ZM9 7V8H10ZM17 7V6H16ZM38 7V6H37ZM36 7V8H37ZM46 7V6H45ZM52 7V6H50ZM49 7V8H50ZM67 7V8H65ZM124 7V8H123ZM133 7V6H132ZM168 7V6H167ZM177 7V6H176ZM183 7V6H182ZM15 8V7H14ZM41 8V6H40ZM44 8V6H43ZM41 8V10L43 9ZM47 8V9H49ZM53 8V7H52ZM55 8V7H54ZM59 8V7H58ZM137 8V7H136ZM140 8V7H139ZM148 8V7H147ZM169 8V7H168ZM221 8V7H220ZM261 8V7H260ZM4 8H0V14L3 11ZM11 9V8H10ZM46 9V10H47ZM134 9V8H133ZM146 9V8H145ZM171 9V8H170ZM175 9V8H174ZM262 9V8H261ZM16 10V9H15ZM22 10V9H21ZM45 10V9H44ZM45 10V11H46ZM129 10V9H128ZM137 10V9H136ZM158 10V11H157ZM164 10V9H163ZM177 10V8H176ZM227 10V8H226ZM7 11V10H6ZM50 11V10H49ZM52 11V10H51ZM132 11V8H131ZM144 11V10H143ZM165 11V10H164ZM174 11V10H173ZM179 11V10H178ZM242 11H245L244 14L242 13ZM258 11V12H257ZM260 10H256V12L254 11L253 13H251L252 15H256L258 17H264V12H259ZM263 11V10H262ZM11 12V11H10ZM44 12V11H43ZM47 12V11H46ZM59 12V14H60ZM130 12V10L128 11ZM167 12H169L167 10ZM180 12V11H179ZM188 12V11H187ZM222 12V11H221ZM8 13V12H7ZM13 13V9L12 12ZM17 13V12H16ZM19 13V12H18ZM21 13V12H20ZM49 13V12H48ZM52 13V12H51ZM49 13V14H51ZM133 13V12H132ZM236 13V12H235ZM4 14V13H3ZM9 14V13H8ZM7 14V15H8ZM40 14V13H39ZM53 14V13H52ZM117 14V15H116ZM135 14V13H134ZM143 14V13H142ZM167 14V13H165ZM174 14V13H173ZM176 14V13H175ZM181 14V13H180ZM193 14V13H192ZM219 14V13H218ZM223 15H227L226 13H222ZM229 14V13H228ZM243 14V15H242ZM6 15V16H7ZM10 15V14H9ZM42 15V14H40ZM44 15V14H43ZM42 15V17H43ZM131 15V14H130ZM145 15V14H144ZM191 15V13L189 14ZM188 15V16H189ZM248 15V16H249ZM2 16V15H1ZM5 16V14H4ZM59 15H57L58 17ZM172 16V15H171ZM257 16L255 18H257ZM12 17V15H11ZM18 17V15H17ZM41 17V16H39ZM41 17V18H42ZM202 17V16H201ZM200 17V18H201ZM45 18V17H44ZM47 18V17H46ZM45 18V19H46ZM52 18V16H51ZM114 18V19H113ZM132 18V17H131ZM145 18V17H143ZM164 18V16H163ZM162 18V19H163ZM176 18V16L174 17ZM173 17L170 19H174ZM204 18V17H203ZM227 17H225L224 19H226ZM247 18V17H246ZM1 19V18H0ZM133 19V18H132ZM161 19V20H162ZM166 20L168 19L167 17L165 18ZM229 20V23H232L235 21L234 16H233V20L231 18V20L229 18H227ZM253 19V18H252ZM251 19V20H252ZM4 21V19H1ZM0 20V21H1ZM6 20V18H5ZM42 20V19H41ZM52 20V21H51ZM164 20V19H163ZM184 20V19H182ZM181 20V21H182ZM246 20V19H245ZM254 20V19H253ZM10 21V20H9ZM15 21V20H13ZM31 21H28L29 23ZM45 21V20H43ZM143 21V20H142ZM145 21V20H144ZM168 21V20H167ZM187 21V20H186ZM215 21V20H214ZM218 21V20H217ZM247 21V20H246ZM11 22V21H10ZM17 22V21H16ZM27 22V23H28ZM34 22V20H33ZM37 22V21H36ZM35 22V23H36ZM139 22V21H138ZM171 22V21H169ZM178 22V21H177ZM184 22V21H183ZM193 22V21H192ZM191 22V25H192ZM216 22V21H215ZM256 22V20H255ZM253 22L255 25L257 23ZM262 22V21H261ZM2 23V22H0ZM5 23V21H4ZM26 23V25H27ZM34 23V24H35ZM41 23V22H39ZM164 23V22H163ZM174 23V22H173ZM188 23V22H186ZM190 23V22H189ZM207 23H212V22H207ZM206 23V24H207ZM214 23V22H213ZM217 23V22H216ZM223 23V22H222ZM221 23V24H222ZM228 23V22H227ZM248 23V22H246ZM245 23V24H246ZM263 23V22H262ZM16 24V23H15ZM21 24V23H20ZM38 24V23H37ZM143 24V23H142ZM176 24V23H175ZM178 24V23H177ZM219 24V23H218ZM219 24V25H221ZM242 24V23H241ZM251 24V22L249 23ZM5 25V24H3ZM11 25V24H10ZM171 25V24H170ZM174 25V24H173ZM183 25V24H181ZM190 25V24H189ZM213 25V24H212ZM225 25V24H224ZM253 25V24H252ZM258 25V24H257ZM264 25V24H263ZM260 25V27L264 26ZM2 26V25H1ZM7 26V25H6ZM16 26V25H14ZM23 26V24H22ZM21 26V27H22ZM38 26V25H37ZM36 26V27H37ZM41 26V25H40ZM143 26V25H142ZM168 27V25H162V27ZM229 26V25H228ZM243 26L244 23H243ZM259 26V25H258ZM12 27V25H11ZM32 27V25L30 26V28ZM42 27V26H41ZM165 27V28H166ZM254 27V26H253ZM15 28V27H14ZM14 28H10L11 31H13ZM17 28V27H16ZM15 28V29H16ZM29 27H27L28 29ZM185 28V27H184ZM183 28V29H184ZM209 28V27H208ZM211 28V27H210ZM213 28V27H212ZM211 28V29H212ZM219 28V27H217ZM247 27H244L242 29V31L244 30V34L250 33V28L246 29ZM4 29V28H2ZM8 29V28H7ZM6 28L4 29L5 31L7 30ZM19 29V28H18ZM26 29V30H27ZM34 29V28H32ZM43 29V28H42ZM170 29V28H169ZM168 29V30H169ZM189 29V28H187ZM206 29V28H205ZM215 29V28H214ZM3 30V31H4ZM9 30V29H8ZM21 30V29H20ZM30 30V29H29ZM40 30V29H39ZM171 30V29H170ZM174 31V29H172ZM178 30V28H177ZM180 30V29H179ZM190 30V29H189ZM220 30V29H219ZM218 30V31H219ZM1 31V29H0ZM43 31V30H42ZM163 31V32H162ZM167 31V30H166ZM183 31V30H182ZM198 31V30H197ZM201 31V30H200ZM206 31V30H205ZM213 31V29H212ZM215 31V30H214ZM231 31V30H230ZM233 31V30H232ZM260 29L257 31V33H259ZM264 31V30H263ZM2 32V31H1ZM9 32V31H8ZM15 32V31H14ZM22 33H24V31H20ZM170 32V31H169ZM181 32V31H180ZM187 32V31H186ZM203 32V31H202ZM209 32V31H208ZM207 32V35H208ZM235 32V30H234ZM262 32V30H261ZM6 33V32H5ZM12 33V32H11ZM193 33V32H192ZM199 33V32H198ZM210 35L211 32H209ZM213 33V32H212ZM217 33V32H216ZM220 33V32H219ZM222 33V32H221ZM231 33V32H230ZM242 33V32H241ZM7 34V33H6ZM26 34V32H25ZM170 34L173 35V33L170 32ZM180 34V33H178ZM184 34V31H183ZM194 34V33H193ZM192 34V35H193ZM215 34V33H214ZM218 34V33H217ZM4 35V34H2ZM9 35V34H8ZM182 35V34H181ZM188 35V33H187ZM198 35V34H197ZM203 35V34H202ZM201 35V36H202ZM206 35V34H205ZM219 35V34H218ZM223 34H221L220 36H222ZM243 37V40L245 38L246 40V36ZM257 35V34H256ZM260 35V34H259ZM258 35V36H259ZM5 36V35H4ZM25 36V35H24ZM31 36V34H30ZM32 36V37H33ZM168 36V35H167ZM185 36V35H184ZM189 36V35H188ZM191 36V35H190ZM196 36V35H194ZM249 36V35H248ZM3 37V36H2ZM6 37V36H5ZM199 37V36H198ZM212 37V36H211ZM217 37V35L215 36ZM225 37V36H224ZM255 39V43H258L260 41L259 38H256L254 36H252ZM251 37V38H252ZM260 37V36H259ZM4 38V37H3ZM22 38V36H21ZM20 38V39H21ZM33 38V39H34ZM184 38V37H183ZM182 38V39H183ZM195 38V39H194ZM193 39L196 40V37H194ZM219 38V36H218ZM263 40V37H261ZM2 39V38H1ZM7 39V41H9V36L4 38ZM26 39V38H24ZM30 39V38H29ZM168 39V38H167ZM181 39V40H182ZM192 39V38H191ZM201 39V37L199 38V40ZM11 40V39H10ZM160 40V41H159ZM198 40V39H197ZM205 40V39H204ZM226 40V39H224ZM247 40H249L247 38ZM261 40V41H262ZM23 41V38H22ZM26 41V40H25ZM36 41V39H35ZM184 41V40H182ZM190 41V40H189ZM193 41V40H192ZM191 41V42H192ZM254 41V40H253ZM11 42V41H9ZM34 42V41H32ZM187 42V41H185ZM201 42V41H200ZM199 42V43H200ZM210 42V41H209ZM215 42V41H214ZM212 42V43H214ZM227 42V41H226ZM245 42V41H244ZM251 42V41H250ZM248 42V43H250ZM263 42V41H262ZM8 43V42H7ZM13 43V42H12ZM38 43V42H37ZM189 43V42H188ZM194 43V42H193ZM252 43V42H251ZM254 43V44H255ZM1 44V43H0ZM9 44V43H8ZM11 44V43H10ZM22 44H24L22 42ZM29 44V43H27ZM32 44V43H31ZM30 44V45H31ZM208 44V43H207ZM210 44V43H209ZM216 44V43H215ZM214 44V45H215ZM223 45V43H221ZM225 44V42H224ZM261 44V43H260ZM263 44V43H262ZM25 45V44H24ZM34 45V44H32ZM36 45V43H35ZM151 45H157L160 46L162 45L161 48H165L164 53H161L163 56V59L166 60H160L158 62V64L155 63V61H152L153 58L149 57V51H147V49H150ZM196 45V44H195ZM198 45V44H197ZM211 45V44H210ZM213 45V46H214ZM233 45V44H232ZM244 45V44H243ZM257 45V44H255ZM4 46V45H3ZM10 46V45H9ZM14 46V44H13ZM27 46V45H26ZM181 46V45H180ZM194 46V45H193ZM217 46V45H216ZM226 46V45H225ZM228 46V45H227ZM251 46V45H250ZM253 46V45H252ZM261 46V45H260ZM5 47V46H4ZM4 47L0 48L4 50ZM25 47V46H24ZM31 51V55H32V46H29ZM32 47V48H31ZM37 47V46H36ZM39 47V46H38ZM220 47V46H219ZM218 47V48H219ZM224 47V46H223ZM229 47V46H228ZM227 47V48H228ZM231 47V45H230ZM12 48V47H11ZM9 48V49H11ZM14 48V52L15 53V47ZM26 48V47H25ZM157 47H155L156 50ZM181 48V47H180ZM202 48V47H201ZM221 48V47H220ZM8 49V50H9ZM24 49V48H23ZM29 49V48H28ZM32 49V50H31ZM154 49V48H151ZM168 51H167V50ZM184 49V47H183ZM200 48H196V50L194 49L195 52H197V54L201 51L205 53V49L204 50H199ZM209 49V48H208ZM222 49V48H221ZM224 49V48H223ZM247 49V48H246ZM245 49V50H246ZM264 49V48H263ZM27 50V49H26ZM158 50V48H157ZM160 50V48H159ZM163 50V49H162ZM188 50V48H187ZM212 50V49H211ZM261 50V49H260ZM1 51V50H0ZM11 51V50H9ZM13 51V50H12ZM23 51V50H22ZM22 51L20 52L22 54ZM154 51V50H152ZM193 51V50H192ZM209 51V50H207ZM220 51V50H219ZM243 51V50H242ZM2 52V51H1ZM5 52V50H4ZM8 52V51H7ZM26 52V51H25ZM157 52V51H156ZM160 52V51H159ZM162 52V51H161ZM181 52V51H180ZM211 52V51H210ZM209 52V53H210ZM222 52V51H221ZM261 52V51H260ZM11 53V52H9ZM18 53V52H17ZM182 53V52H181ZM190 53V52H189ZM192 53V52H191ZM216 52H214V55ZM3 54V53H2ZM8 54V53H7ZM6 54V55H7ZM28 54V53H26ZM37 54V52L35 53V55ZM125 55V57L127 58L126 61L123 62H119V59H116V56H121V55ZM186 54V53H185ZM184 54V55H185ZM194 54V53H193ZM192 54V55H193ZM202 54V53H201ZM4 54V56H6ZM10 55V54H8ZM17 57L18 55L15 54ZM23 55H25L23 53ZM29 55V54H28ZM29 55V56H31ZM41 55V54H39ZM157 55V54H156ZM180 55V53H179ZM183 55V56H184ZM231 55V54H230ZM238 55V54H237ZM240 55V53H239ZM27 56V55H26ZM38 56V55H37ZM187 56V55H186ZM191 56V55H190ZM199 56V55H198ZM209 56V55H208ZM211 56V55H210ZM209 56V57H210ZM12 57V56H11ZM32 57V56H31ZM160 57V56H159ZM194 57V56H193ZM201 57V56H200ZM203 57V56H202ZM228 57V56H227ZM234 57V56H233ZM238 57V56H237ZM14 58V57H13ZM19 58V57H18ZM30 58V57H27ZM36 58V57H35ZM42 58V56H41ZM181 58V56H180ZM183 58V57H182ZM185 58V57H184ZM187 58V57H186ZM185 58V59H186ZM192 58V57H191ZM207 58V57H206ZM205 58V59H206ZM224 58V57H222ZM226 58V57H225ZM5 59V58H4ZM22 55H21V58ZM152 59V60H151ZM195 59V58H194ZM11 60V58H10ZM10 60H8V62L10 63ZM19 60V59H16ZM121 60V59H120ZM125 60V59H124ZM155 60L158 61V59L155 58ZM191 60V59H189ZM188 60V61H189ZM198 60V57H197ZM202 60V58H201ZM5 61V60H4ZM3 61V63H4ZM21 61V60H20ZM26 61V60H25ZM30 61V60H29ZM32 61V60H31ZM183 61V60H182ZM186 61V60H185ZM192 61V60H191ZM223 61V60H222ZM16 62V61H15ZM14 62V63H15ZM18 62V61H17ZM22 62V61H21ZM24 62V60H23ZM38 62V61H37ZM42 62V61H41ZM154 62V63H153ZM194 62V61H193ZM200 62V61H199ZM204 62V61H203ZM202 62V63H203ZM226 62V61H225ZM235 62V61H234ZM239 62V61H237ZM14 63H12V65H14ZM20 63V62H19ZM34 63V62H33ZM39 63V62H38ZM37 63V64H38ZM185 63V62H184ZM195 63V62H194ZM236 63V62H235ZM234 63V64H235ZM251 63V62H250ZM8 64V63H7ZM32 64V62H29V65ZM36 64V65H37ZM188 64V63H187ZM201 64V63H199ZM241 64V62H240ZM244 64V63H242ZM1 65L3 66L4 64H2V60H1ZM17 65V63H16ZM15 65V68H16ZM19 65V64H18ZM24 65V64H22ZM28 65V64H26ZM33 65V64H32ZM181 65V64H180ZM204 64H202L203 66ZM206 65V64H205ZM204 65V66H205ZM232 65V64H231ZM248 65V64H247ZM246 65V66H247ZM255 65V63H254ZM39 66V65H38ZM191 66V64H190ZM197 66V65H195ZM230 66V65H229ZM233 66V65H232ZM237 66V65H236ZM235 66V67H236ZM244 66V65H243ZM250 66V65H249ZM10 68L12 66H9ZM14 67V66H13ZM19 67V66H18ZM25 67V66H24ZM22 66L21 69L24 68ZM29 67V66H27ZM32 67V66H31ZM30 67V68H31ZM42 67V66H41ZM201 67V66H200ZM219 67V65H218ZM241 67V65H240ZM245 67V66H244ZM10 68L5 66H3V70L0 72V170H6V173H10L9 176L11 175L13 178L19 177L21 176H33L32 172L33 170H36L37 168H43L45 171H50L58 166L61 165V160H59L56 155L55 156H49L48 152H47V156H37L34 155L35 158L32 157L31 153L32 151L29 150V146L27 144V142L25 141L24 136H28L31 131L33 129H42L45 124H46V120L49 119L50 117L53 116V110L54 108H52L51 104H52V100H49L50 96L48 97L47 94H49V91L46 96L49 98L48 100H44L43 102H47V106L49 108L44 109L41 107V105H39V103L34 102L30 96V91L31 88L33 87V83L31 81V77H25V75H23V79L19 78L21 77L22 74L21 71L19 72H12L10 71ZM34 68V66L32 67ZM44 68V67H43ZM189 68V69H188ZM230 68V67H229ZM234 68V66H233ZM248 68V66H247ZM255 68V67H254ZM253 68V69H254ZM260 66H259V70H260ZM1 69V68H0ZM9 69V70H8ZM40 69V67H39ZM202 69V68H201ZM205 69V68H204ZM237 69V68H234ZM257 69V67H256ZM257 69V70H258ZM263 69V68H262ZM12 70V68H11ZM18 70V69H16ZM32 71V69H30ZM200 70V68H199ZM206 70V69H205ZM204 70V71H205ZM212 70V69H211ZM227 70V69H226ZM229 70V69H228ZM232 70V69H231ZM239 70V69H238ZM242 70V69H241ZM246 70V69H245ZM24 71V69H23ZM30 71V72H31ZM34 71V70H33ZM37 71V70H36ZM35 71V72H36ZM217 71V70H216ZM223 71V70H222ZM264 71V70H263ZM240 72V70H239ZM244 72V71H243ZM242 72V73H243ZM247 72V71H246ZM250 71H248L249 73ZM257 72V71H256ZM26 73H29L28 70H26ZM25 73V74H26ZM38 73V72H37ZM126 73V74H124ZM205 73V72H204ZM252 73V72H251ZM263 73V72H262ZM31 74V73H30ZM124 74V75H123ZM199 74V73H198ZM201 74V73H200ZM240 74V73H239ZM247 74V73H246ZM250 74V73H249ZM254 74V73H253ZM253 74H250L251 77H253ZM32 75V74H31ZM127 75V76H126ZM206 75V74H205ZM223 75V74H221ZM220 75V76H221ZM233 75V74H232ZM231 75V76H232ZM256 75V74H254ZM259 75V74H258ZM264 75V74H263ZM203 76V75H202ZM211 76V75H210ZM219 76V77H220ZM241 76V75H240ZM244 76V75H243ZM242 76V78H243ZM248 76V74H247ZM34 77V76H33ZM195 77V76H194ZM200 77V76H199ZM198 77V78H199ZM206 77V76H205ZM263 77V76H261ZM256 78V77H254ZM33 79V78H32ZM81 79V80H79ZM190 79V78H189ZM236 79V78H234ZM248 79V77H247ZM258 79V78H257ZM263 79V78H262ZM36 80V79H35ZM38 80V79H37ZM193 80V79H192ZM191 80V81H192ZM197 80V79H196ZM195 80V81H196ZM200 80V79H199ZM217 80V79H216ZM250 80V79H249ZM254 80V79H253ZM39 81V82H40ZM190 81V80H189ZM194 81V82H195ZM214 81V80H213ZM220 81V80H219ZM236 81V80H235ZM246 81V79L244 80ZM261 81V80H260ZM52 82V81H51ZM54 82H57L54 80ZM61 82V81H59ZM171 82V84H167ZM202 82V81H200ZM243 82V81H242ZM188 83V81H187ZM190 83V82H189ZM197 83V82H196ZM195 83V84H196ZM255 83V82H254ZM263 83V82H262ZM78 84V83H77ZM159 84L162 85L161 90L165 91L164 93H162L160 96H155V93L158 94L157 92H155L156 90V86H158ZM184 84V83H183ZM194 84V83H193ZM198 84V83H197ZM245 84V83H243ZM256 84V83H255ZM254 84V85H255ZM39 85V83L36 85V87ZM50 85V84H49ZM53 85V84H52ZM56 85V84H55ZM191 85V83H190ZM188 85V86H190ZM234 85V83H233ZM231 85V86H233ZM241 85V84H240ZM251 85V84H250ZM60 86V85H58ZM57 86V87H58ZM63 86V85H62ZM61 86V87H62ZM76 86V85H74ZM185 86H187L185 84ZM192 86V85H191ZM197 86V85H196ZM201 86V85H200ZM199 86V87H200ZM236 86V84H235ZM234 86V88H235ZM51 87V86H50ZM55 87V86H54ZM53 87V88H54ZM184 87V86H183ZM194 88H196L195 86H193ZM252 87V85H251ZM49 88V87H47ZM47 88H44L45 90ZM53 88L52 91H53ZM186 88V87H185ZM190 88V87H189ZM188 88V89H189ZM228 88V87H227ZM239 88V87H238ZM41 89V88H40ZM59 89V88H58ZM78 89V88H77ZM181 88H179L180 90ZM192 89V87H191ZM200 89V88H199ZM237 89V88H236ZM260 89V88H259ZM262 89V86H261ZM35 90V87H34ZM37 90V89H36ZM44 90V92H45ZM48 90V89H47ZM62 91V89H60ZM182 90V89H181ZM185 90V89H184ZM232 90V89H231ZM245 91V89H243ZM249 90V89H248ZM252 90V89H251ZM255 90H258L255 88ZM43 92V90H41ZM58 91V90H57ZM60 91V92H61ZM68 91V90H66ZM74 91V90H73ZM77 91V90H76ZM170 91V89H169ZM173 91V90H172ZM177 91V90H176ZM186 91V90H185ZM193 91V90H192ZM254 91V90H253ZM38 92V91H37ZM41 92V93H42ZM159 92V91H158ZM183 92V91H182ZM188 92V91H187ZM224 92V91H223ZM226 92V90H225ZM239 92V91H238ZM248 92V91H247ZM246 92V93H247ZM252 92V91H250ZM40 93V92H39ZM40 93V94H41ZM52 93V92H51ZM50 93V94H51ZM54 93V92H53ZM67 93V92H65ZM75 93V91H74ZM160 93V92H159ZM171 93V92H170ZM181 93V92H180ZM188 93H191L190 90ZM194 93V92H193ZM245 93V94H246ZM44 94V93H43ZM42 94V95H43ZM69 94V93H68ZM77 94V93H76ZM75 94V95H76ZM175 94V92H174ZM252 94V93H251ZM34 95V94H33ZM37 95V94H35ZM54 95H57V93H55ZM53 95V96H54ZM61 95V94H60ZM59 95V96H60ZM66 95V94H65ZM70 96H73L74 94H69ZM171 95V94H170ZM179 95V94H178ZM177 95V96H178ZM183 95V94H182ZM181 95V96H182ZM189 95V94H188ZM196 95V94H195ZM212 95V94H211ZM249 95V94H248ZM257 95V94H256ZM259 95V94H258ZM39 96V95H38ZM44 96V95H43ZM62 96V95H61ZM64 96V95H63ZM69 96V97H70ZM184 96V95H183ZM250 96V95H249ZM40 97V96H39ZM37 97V98H39ZM52 97V96H51ZM67 96L64 97V99ZM77 97V96H76ZM79 97V96H78ZM176 97V96H175ZM187 97V96H186ZM196 98V96H194ZM210 97V95H209ZM213 97V96H211ZM36 98V97H35ZM57 97H55L56 99ZM63 98V97H62ZM82 98V97H81ZM143 98V99H144ZM188 98V97H187ZM192 98V95H191ZM40 99V98H39ZM60 99V98H58ZM70 99V98H69ZM71 99H74L71 98ZM128 101H131L129 100ZM185 99V98H184ZM183 99V100H184ZM190 99V98H189ZM212 99V98H211ZM251 99V98H250ZM253 99V98H252ZM261 99V98H260ZM264 99V98H262ZM37 100V99H36ZM63 100V99H62ZM76 100V99H75ZM74 100V101H75ZM140 100V99H139ZM255 100V99H253ZM61 101V99H60ZM69 101V100H68ZM65 100V102H68ZM80 101V99H79ZM82 101V100H81ZM80 101V102H81ZM127 101V102H128ZM137 101V100H136ZM190 101V100H189ZM249 101V100H248ZM251 101V100H250ZM64 101H62V105ZM72 102V101H71ZM71 102H69L71 104ZM77 102V101H76ZM141 102V101H140ZM143 102V101H142ZM205 102V101H204ZM36 103H37V107H36ZM57 103H59V101H57ZM126 103V104H125ZM144 103V102H143ZM188 103V102H186ZM190 103V102H189ZM61 103H59L58 105L60 106ZM74 104V102H73ZM80 104V103H79ZM202 104V103H200ZM53 105V104H52ZM56 104H54L53 107H57L55 106ZM72 105V104H71ZM76 105V104H75ZM82 105V103H81ZM132 105V104H131ZM130 105V106H131ZM153 105V106H152ZM263 105V104H262ZM46 106V105H45ZM80 106V105H79ZM189 106V105H188ZM188 106H186L188 108ZM192 105H190V108ZM86 107V106H84ZM63 108V106H62ZM75 108V107H74ZM138 108V107H137ZM154 108V107H153ZM152 108V109H153ZM159 108V107H158ZM261 108V107H260ZM59 109V108H58ZM57 109V110H58ZM70 109V108H66ZM72 109V108H71ZM144 109V108H143ZM156 109V108H155ZM183 109H185L183 107ZM264 109V108H263ZM64 110V109H62ZM83 110V109H82ZM145 110V109H144ZM161 110V109H160ZM193 110V109H192ZM65 111V110H64ZM153 111V110H152ZM156 111V110H155ZM162 111V110H161ZM186 111V109H185ZM225 111V109H224ZM56 112V111H55ZM63 112V111H62ZM70 112V110H69ZM148 112V111H146ZM175 112V111H174ZM188 112V110H187ZM193 112V111H192ZM226 112V111H225ZM233 112V111H232ZM64 113V112H63ZM68 113V112H67ZM181 113V112H180ZM215 113V112H213ZM257 113V112H256ZM56 116L59 113H55ZM54 114V115H55ZM65 114V113H64ZM156 114V113H155ZM174 114V113H173ZM184 114V113H183ZM182 114V115H183ZM202 114V113H201ZM225 114V113H224ZM227 114V112H226ZM258 114V113H257ZM69 116V114H67ZM112 115V117L110 116ZM151 115V114H149ZM216 115V113L214 114ZM219 115V113H218ZM260 115V113H259ZM62 116V113H61ZM59 116V117H61ZM66 116V118L68 117ZM171 116V115H170ZM181 116V115H180ZM177 119L173 116V118H168L170 120V122L164 123L166 125L163 126H169V125H173L177 122H182V118L180 117ZM184 116V115H183ZM203 116V115H202ZM230 116V115H229ZM236 116V115H234ZM257 116V115H256ZM54 117V116H53ZM52 117V118H53ZM58 117V116H57ZM64 117V116H62ZM155 117L157 118V116L155 115ZM154 117V118H155ZM163 116L159 117L158 120H160ZM218 117V116H217ZM216 117V120H217ZM233 117V116H231ZM260 117V116H259ZM263 117V116H262ZM55 118V117H54ZM71 115H70V119H71ZM199 118V117H198ZM205 118V117H204ZM210 118V117H207ZM228 118V117H227ZM51 119V118H50ZM56 119V118H55ZM54 121L57 123V120ZM65 119V117H64ZM69 119V120H70ZM74 119V118H72ZM201 119V118H200ZM213 119V118H212ZM233 119V118H231ZM230 119V120H231ZM259 119V118H258ZM66 120V119H65ZM76 120V119H74ZM103 120V121H102ZM164 120V119H162ZM184 120V119H183ZM215 120V119H213ZM221 120V119H220ZM223 120V119H222ZM229 120V118H228ZM263 120V119H262ZM64 122V120H62ZM62 121H60V123L62 124ZM68 121V119H67ZM147 121V122H145ZM166 121V120H164ZM205 121V120H204ZM219 121V120H218ZM224 121V120H223ZM48 122V121H47ZM53 122V120H52ZM54 122V123H55ZM76 122V121H75ZM100 122V121H98ZM199 122V121H198ZM209 122V121H208ZM211 122V121H210ZM221 122V121H219ZM230 122V121H229ZM228 122V123H229ZM233 122V121H232ZM51 123V122H49ZM55 123V124H56ZM59 123V120H58ZM149 123H151L149 125ZM192 123V122H191ZM207 123V122H206ZM212 123V122H211ZM215 123V122H213ZM218 123V122H217ZM226 123V122H225ZM253 123V122H252ZM256 123V122H255ZM71 124V123H70ZM110 124V125H111ZM147 124V125H145ZM193 124V123H192ZM198 124V123H197ZM204 124V123H203ZM219 124V123H218ZM227 124V123H226ZM239 124V123H238ZM237 124V125H238ZM257 124V123H256ZM263 124V123H261ZM260 124V125H261ZM48 125V124H47ZM46 125V126H47ZM51 125V124H50ZM65 125V124H64ZM73 125V122H72ZM101 125V124H100ZM114 125V124H112ZM111 125V126H112ZM160 125V124H157ZM156 125V126H157ZM213 125V124H212ZM211 125V127H213ZM225 125V124H224ZM228 125V124H227ZM226 125V126H227ZM259 125V123H258ZM259 125V126H260ZM56 126V125H55ZM61 130L64 128V126L59 124ZM85 126V128H84ZM140 126L142 127L143 130H140ZM190 126V125H189ZM200 126V125H198ZM202 126V125H201ZM200 126V128H201ZM205 126V125H204ZM49 127V126H48ZM46 127V128H48ZM52 127V126H51ZM66 127V126H65ZM67 127L70 126L68 125ZM66 127V128H67ZM72 126V128H74ZM101 127V126H100ZM99 127V128H100ZM110 127V126H109ZM144 127V128H143ZM159 127V126H158ZM155 127V128H158ZM193 127V126H192ZM203 127V126H202ZM207 127V126H206ZM221 127V126H220ZM232 128V126H230ZM234 127V126H233ZM45 128V127H44ZM50 128V127H49ZM48 128V129H49ZM54 128V126L52 127ZM52 128L50 129V131L52 130ZM71 128V129H72ZM90 128V127H89ZM95 128V127H94ZM98 128V127H97ZM103 128V127H102ZM107 128V127H106ZM113 128V126H112ZM154 128V129H155ZM209 128V125H208ZM214 128V127H213ZM218 128V127H217ZM228 128V126H227ZM230 128V130H231ZM80 129V130H78ZM91 129V128H90ZM96 129V128H95ZM153 129V128H150ZM189 129V128H188ZM196 128H194L195 131ZM216 129V127H215ZM222 129V128H221ZM226 130V128H223V130ZM229 129V128H228ZM53 130H56L53 129ZM59 130V129H58ZM66 130V129H65ZM68 130V129H67ZM63 131V132H68V131ZM88 130V129H87ZM93 130V129H92ZM98 130V129H97ZM103 130V129H102ZM107 130H111L110 128ZM106 130V131H107ZM114 130V128H113ZM112 130V131H113ZM166 130V129H165ZM193 130V129H192ZM201 130V129H200ZM206 130V128H205ZM39 131V130H37ZM44 131V129H43ZM41 130V132H43ZM49 131V130H48ZM60 131V130H59ZM95 131V130H94ZM99 131V130H98ZM105 131V130H104ZM150 131V130H149ZM152 131V130H151ZM155 131V130H154ZM177 131V130H176ZM182 131V130H181ZM191 130H186L185 133L183 131V133L178 137V141L175 143L176 145H180V147H183L185 150H189V148H191L193 146V142L194 140H196V136H200L198 134H194L193 132L191 134H188ZM197 131V129H196ZM204 131V130H202ZM201 131V132H202ZM209 131V130H208ZM227 131V130H226ZM233 131V130H232ZM242 131V130H241ZM54 132V131H53ZM56 132V131H55ZM86 132V131H85ZM84 132V133H85ZM161 132V130H160ZM159 132V133H160ZM178 132V131H177ZM212 132V131H211ZM220 132H222L220 130ZM229 132V131H227ZM40 133V132H38ZM45 133V132H44ZM43 133V136H45ZM51 133V132H50ZM49 133V134H50ZM60 133V132H59ZM72 133V130H71ZM155 133V132H154ZM158 133V132H157ZM164 133V132H163ZM171 133V132H170ZM169 133V134H170ZM181 133V132H180ZM196 133V132H195ZM205 133V132H204ZM207 133V132H206ZM219 133V132H218ZM259 133V132H258ZM35 135L32 131L31 135ZM77 134V133H76ZM75 134V135H76ZM77 135L81 138V136L84 135L86 136L88 134V139H89V134L90 133H85V134H81ZM103 134V133H102ZM114 134V133H113ZM112 134V135H113ZM116 134V133H115ZM114 134V135H115ZM138 134V135H140ZM175 134V132L173 133ZM208 134V133H207ZM216 134V132H215ZM240 135H243L242 132L239 133ZM48 135V134H47ZM56 135V134H55ZM58 135V134H57ZM63 136V134H60ZM72 135V134H71ZM95 135V134H94ZM117 135V134H116ZM154 135V134H153ZM156 135V134H155ZM158 135V134H157ZM172 135V134H171ZM224 135V134H223ZM236 135V133H235ZM245 135V134H244ZM36 136V135H35ZM42 136V137H43ZM51 136V135H50ZM53 136V135H52ZM70 136V135H69ZM75 136V137H77ZM92 136V135H91ZM104 136V135H103ZM121 136V135H120ZM151 134H148L146 136H143L142 138V144L144 146L143 148V152L141 150V160L143 161L142 165L145 166V163H150V161L152 160H156V162L159 161V167L158 169L155 168V170L150 171L148 174H144L145 176H140L141 177V181L142 180H146L148 185H161L160 189L155 188L154 189V197L152 199H149L150 201L147 202L148 206H152L153 207H157V206H163L165 204V202L167 200H165L166 196H163L162 194L164 193H168V194H179L180 196H183L185 194L187 195L186 198V202H190L191 200L195 199V201L197 202L198 199H202V198H206V197H211L213 199H224L228 200L229 203L233 204L236 203L237 201H240L239 199H241L243 201V206H241L242 209L247 206V201L251 198H253V194H255V192H252L254 190H257L256 192V196L254 197H258L261 195V193L259 191L264 190V178L262 176V178L260 177L259 179H250V181L248 182L250 184V186L248 185V187H244L242 188V186L240 187L238 183L237 184H232L233 186H228L226 189L221 187L219 185H216V178H219V174L221 173H217L219 171H213L214 166L212 165H208V166H203L201 167L202 164L207 163L208 161L213 160V159H217L218 157H215L212 159L213 155H210V157L208 158V151L207 153L205 152V157H203L202 159V153L204 152L205 149H208L205 147V149L203 150H198L197 153L200 152V156L195 157L191 162L189 161V163H178L177 160L175 161L176 157H178V155H175V150L173 149H168L166 147V145H163L162 147L159 146V144L161 143L160 140H158L156 138V136L150 137ZM161 136V135H160ZM168 136V135H166ZM192 136V137H191ZM30 137V135H29ZM28 137V138H29ZM41 138V133L40 136ZM47 137V136H46ZM49 137V136H48ZM60 137V136H59ZM78 137V138H79ZM98 137V136H96ZM110 137V135H109ZM109 137L107 139H109ZM116 137V136H115ZM114 137V138H115ZM118 137V135H117ZM116 137V139H117ZM122 137V136H121ZM132 137V139L134 137H136V139H138L137 141L140 142V137H137L136 135L134 136H129ZM171 137V136H169ZM168 137V138H169ZM189 137V138H188ZM191 137V138H190ZM225 137V135H224ZM38 138V136H37ZM58 138V137H57ZM72 138V136H71ZM74 138V135H73ZM92 138V137H91ZM103 138V137H102ZM163 138V137H162ZM218 138V137H217ZM261 138V137H260ZM39 139V138H38ZM77 139V138H75ZM94 139V138H93ZM106 139V140H107ZM124 139V138H123ZM135 139V138H134ZM167 139V137H166ZM174 139V137H173ZM238 139V137H237ZM240 139V138H239ZM255 139V138H254ZM37 140V139H36ZM33 140V141H36ZM49 140V139H47ZM74 140V139H73ZM80 140V139H79ZM82 140V139H81ZM103 140V139H102ZM101 140V141H102ZM122 140V139H121ZM120 140V141H121ZM163 140V139H162ZM176 139H174L175 141ZM213 140V139H212ZM221 140V138H220ZM234 140V139H233ZM236 140V139H235ZM241 140V139H240ZM32 141V140H31ZM65 141V140H64ZM84 141V138H83ZM97 141V140H96ZM95 141V145L93 146H99V148H95L96 151L100 148H102L103 146L101 145V143ZM113 141V140H112ZM119 141V142H120ZM124 141V140H123ZM126 141V138H125ZM128 141V140H127ZM130 141V140H129ZM136 141V140H135ZM165 141V140H164ZM230 141V140H229ZM264 141V140H263ZM48 142V141H46ZM58 142V141H56ZM60 142V141H59ZM63 142V141H62ZM60 142V143H62ZM74 142V141H73ZM77 142H79L77 140ZM86 142V141H85ZM114 142V141H113ZM118 142V141H117ZM122 142V141H121ZM132 142V141H131ZM204 142V141H203ZM42 143V142H41ZM52 143V142H51ZM55 143V140H54ZM59 143V144H60ZM69 143V141H68ZM90 143V141L88 142ZM94 143V142H93ZM127 143V142H126ZM125 143V144H126ZM135 143V142H134ZM170 143V142H169ZM202 143V142H201ZM227 143V142H225ZM224 143V144H225ZM230 143V142H229ZM247 143V142H246ZM12 144H16L14 147ZM78 144V143H77ZM83 144V143H82ZM86 144V143H85ZM84 144V145H85ZM106 144V142H105ZM109 144V143H108ZM124 144V142H123ZM129 144V142H128ZM127 144V145H128ZM137 144V142H136ZM204 144V143H203ZM208 144V143H207ZM215 144V143H213ZM223 144V143H221ZM264 144V142H263ZM263 144L261 142H258V144L255 146L254 144V148H258V147H263ZM57 145V144H56ZM67 145V144H66ZM82 145V146H84ZM89 145V144H88ZM92 145V144H91ZM116 145V144H115ZM120 145V144H117ZM135 145V144H134ZM138 145V144H137ZM202 145V144H201ZM209 145V144H208ZM206 145V146H208ZM211 145V144H210ZM216 145V144H215ZM219 145V144H217ZM217 145L215 146V148L217 147ZM238 145V144H237ZM64 146V145H62ZM80 145H78L79 148ZM121 146V145H120ZM131 146V145H130ZM173 146V145H172ZM228 146V145H227ZM233 146V145H232ZM243 146V145H242ZM251 146V144H250ZM38 148V146H36ZM41 147V146H40ZM44 147V145H43ZM92 147V146H91ZM124 148V145L122 146ZM133 147V145H132ZM138 147V146H137ZM136 149H141V148H137ZM140 147V146H139ZM201 147V146H200ZM214 149V145L212 146ZM247 147V146H245ZM53 148V147H52ZM72 148V147H71ZM74 148V147H73ZM81 148V147H80ZM126 148V147H125ZM130 148V147H129ZM135 148V147H134ZM219 148V146H218ZM34 149V148H33ZM39 149V148H38ZM47 149V147L45 148ZM55 149V148H54ZM63 149V148H62ZM83 149V148H82ZM85 149V148H84ZM83 149V150H84ZM92 149V148H90ZM116 149V148H115ZM136 149H134L133 152L136 151ZM230 150V148H228ZM235 149V148H234ZM241 149V148H240ZM246 149V148H244ZM248 149V148H247ZM250 149V148H249ZM61 150V149H60ZM64 150H66L64 148ZM70 150V149H69ZM113 150V149H111ZM119 150V149H118ZM181 150V149H180ZM184 150V152H185ZM196 150V149H195ZM194 150V151H195ZM237 150V148H236ZM259 150V149H258ZM46 151V150H45ZM59 151V150H58ZM71 151V150H70ZM85 151V150H84ZM95 151V150H94ZM115 151V150H114ZM177 151V150H176ZM183 151V150H182ZM212 151V148H211ZM219 152V150H217ZM222 151V150H221ZM228 151V150H226ZM225 151V152H226ZM238 151V150H237ZM234 151V152H237ZM244 151V150H243ZM256 151V150H255ZM253 150H247L246 151V157L248 156H257L258 153H256ZM264 153V150L260 148V152ZM35 152V151H33ZM37 152V151H36ZM39 152V151H38ZM55 152V151H53ZM57 152V151H56ZM61 152V151H60ZM68 152V149H67ZM82 152V151H81ZM86 152V151H85ZM88 152H90V150H88ZM98 152V151H97ZM96 152V153H97ZM101 153V151H99ZM109 152V151H108ZM112 152V151H110ZM118 152V151H117ZM124 152V151H123ZM123 152H120V154L122 155ZM138 152V151H137ZM138 152V153H139ZM179 152V150H178ZM196 152V151H195ZM194 152V153H195ZM216 152V151H215ZM217 152V153H218ZM223 151V153H225ZM259 152V151H258ZM42 153V152H41ZM46 153V152H44ZM58 153V152H57ZM62 153V152H61ZM60 153V155H61ZM80 153V152H79ZM182 153V152H181ZM196 153V155H198ZM214 153V152H213ZM228 154V152H226ZM231 153V152H230ZM233 153V152H232ZM239 153V151H238ZM241 153V151H240ZM243 153V152H242ZM38 154V153H36ZM53 154V153H52ZM56 154V153H55ZM59 154V153H58ZM63 154V153H62ZM87 154V153H86ZM91 154V153H90ZM94 154V153H93ZM106 154V153H105ZM125 154V152H124ZM123 154V155H124ZM184 154V153H183ZM186 154V153H185ZM189 154V153H187ZM186 154V155H187ZM212 154V153H211ZM244 154V153H243ZM260 154V153H259ZM46 155V154H45ZM73 155V154H71ZM83 155V154H82ZM85 155V154H84ZM95 155V154H94ZM120 155V156H121ZM180 155V154H179ZM193 155V154H192ZM191 155V156H192ZM195 155V154H194ZM219 155H223V154H219ZM37 156V158H36ZM73 156H76L75 154ZM80 156V154L78 155ZM90 156V155H89ZM96 156V155H95ZM95 156H90V158L95 157ZM115 156V155H114ZM133 156V155H132ZM204 156V155H203ZM212 156V157H211ZM217 156V155H216ZM240 154L237 155H233V156H229V159L232 160H240L241 159ZM60 158V156H58ZM62 157V156H61ZM64 157V155H63ZM137 157V156H136ZM182 157V156H181ZM208 158L209 160L205 161V158ZM243 157V156H242ZM245 157V156H244ZM243 157V158H244ZM69 158H70V154H69ZM83 158V157H82ZM86 158V156L84 157ZM96 158V157H95ZM120 158V157H119ZM127 158V157H126ZM131 158V157H130ZM134 158V156L132 157ZM192 158V157H190ZM220 158V157H219ZM227 158V157H226ZM242 158V159H243ZM249 158V157H248ZM247 158V159H248ZM259 158V155L257 157ZM263 158V157H262ZM62 159V158H61ZM77 159V156H76ZM81 159V158H80ZM79 159V160H80ZM88 159V157H87ZM86 159V161H88ZM94 159V158H92ZM116 159V158H115ZM123 159V158H122ZM121 159V160H122ZM138 159V158H137ZM140 159V158H139ZM187 159V158H186ZM228 159V158H227ZM252 160V158H250ZM37 161V162H30V163H23L22 161ZM73 160V159H72ZM84 160V159H83ZM98 161V158L96 159ZM102 160V159H101ZM120 160V159H119ZM126 160V159H125ZM125 160H123L124 162H126ZM197 160V161H196ZM220 160V159H219ZM232 160H230V162H226L227 164L222 168L225 172H229V171H234L235 169L233 168L232 170H230L232 168L233 165H230ZM250 160V161H251ZM38 161H43V163H40ZM64 161H66L65 157H64ZM64 161L62 162V164L64 163ZM76 161V160H75ZM74 161V162H75ZM100 161V160H99ZM106 161V160H105ZM133 161V160H132ZM137 161V160H136ZM186 161V160H185ZM188 161V160H187ZM196 161V162H195ZM222 161H224V159H222ZM227 161V160H226ZM249 161V160H248ZM258 161V160H257ZM262 161V160H261ZM264 161V160H263ZM80 162V161H79ZM85 162V161H83ZM80 163L77 166H74L73 168L77 167L76 169H74V174H76L77 178L79 177H84L82 176V174H79L80 171H82V165L83 164ZM91 162V161H90ZM89 162V163H90ZM95 164L98 163L96 161H94ZM121 162V161H120ZM135 163V160L133 161ZM138 162V161H137ZM136 162V164H137ZM140 162V161H139ZM218 162V161H217ZM240 162V161H239ZM238 162V164H239ZM255 162V161H254ZM259 162V161H258ZM257 162V164H258ZM104 163V162H103ZM119 163V162H118ZM174 165L175 170L174 169H170V168H165V166H167L168 164ZM211 163V162H210ZM221 163V162H220ZM242 163V162H241ZM240 163V164H241ZM247 163V162H246ZM250 163V162H249ZM252 163V162H251ZM100 164V163H99ZM107 164V163H106ZM112 164V163H111ZM122 164V163H121ZM120 164V165H121ZM139 165H141L140 163H138ZM154 164V163H152ZM182 164V165H181ZM212 164V163H211ZM222 164V163H221ZM255 163H252L251 165L254 166ZM262 164V163H261ZM65 165V164H64ZM76 165V164H74ZM85 165V164H84ZM92 165V164H91ZM119 165V164H118ZM156 165V164H154ZM176 165V166H175ZM214 165V163H213ZM217 165V164H216ZM95 166V165H94ZM101 166V165H100ZM104 166V165H102ZM101 166V167H102ZM107 166V165H106ZM105 166V167H106ZM128 166V165H127ZM143 166V167H144ZM219 166V165H217ZM245 166V165H244ZM243 166V167H244ZM65 167V166H64ZM88 167V166H87ZM100 167V168H101ZM146 167V166H145ZM152 167V166H151ZM157 167V166H156ZM164 167V169H163ZM252 167V166H251ZM256 167V166H255ZM107 168V167H106ZM114 168V167H112ZM162 168V169H161ZM194 168H198L196 171H192ZM220 168V167H219ZM245 168V167H244ZM253 168V167H252ZM259 168V167H258ZM262 168V167H261ZM71 169V168H70ZM87 169V168H86ZM99 169V168H98ZM121 169V168H120ZM127 169V168H126ZM134 169V168H132ZM140 169V168H139ZM177 169V170H176ZM247 169V168H246ZM251 169V168H250ZM41 170V169H40ZM67 170V169H66ZM84 170V169H83ZM97 170V169H95ZM109 170V169H108ZM113 171H115L114 169H112ZM118 170V169H117ZM125 170V169H124ZM116 173L115 172V177L122 179V176H126L125 173ZM129 170V169H128ZM151 170V169H150ZM215 170V169H214ZM245 170V169H244ZM253 170V169H252ZM42 171V170H41ZM58 171V170H57ZM64 171V170H63ZM91 171V170H90ZM94 171V170H93ZM101 171V170H100ZM119 171V170H118ZM126 173L128 172L127 170H125ZM134 171V170H133ZM133 171H129L132 172ZM139 170H136V173ZM142 170H140L141 172ZM144 171V170H143ZM223 171V172H224ZM247 171V170H246ZM260 171V170H259ZM31 172V173H30ZM92 172V171H91ZM98 172V171H97ZM120 172V171H119ZM135 172V171H134ZM241 172V171H240ZM264 172V170L262 171ZM2 173V172H1ZM50 173V172H49ZM52 173V172H51ZM60 173V172H59ZM68 173V172H67ZM72 173V174H73ZM99 173V172H98ZM112 173V171H111ZM238 173V172H237ZM257 173V171H256ZM36 174V172H35ZM65 173H63L64 175ZM73 174V175H74ZM103 174V173H102ZM113 174V173H112ZM141 174V173H140ZM180 174V175H179ZM229 174V173H228ZM239 174V173H238ZM242 174V173H241ZM253 174V173H252ZM251 174V175H252ZM4 175V174H3ZM66 175V174H65ZM71 175V174H69ZM84 175V174H83ZM87 175V174H86ZM90 175V174H88ZM94 175V174H93ZM101 175V173H100ZM109 175V174H107ZM128 175L131 174L128 173ZM138 175V174H137ZM143 175V174H142ZM182 176V177H178ZM226 175V174H225ZM224 175V176H225ZM246 175V174H245ZM250 175V176H251ZM255 175V174H254ZM263 175V174H262ZM6 179L8 178L7 174H5ZM51 176V175H50ZM75 176V175H74ZM95 176V175H94ZM99 176V175H98ZM111 177V175H109ZM227 176V175H226ZM225 176V177H226ZM229 176V175H228ZM231 176V175H230ZM247 176V175H246ZM42 177V176H41ZM46 177V176H44ZM59 177V176H58ZM57 177V178H58ZM67 177V176H66ZM65 177V178H66ZM69 177V176H68ZM72 177V176H71ZM90 177V176H89ZM107 177V176H106ZM133 177V175H132ZM138 177V176H137ZM40 178V177H39ZM49 178V177H46ZM56 178V177H55ZM76 178V177H75ZM179 178V179H178ZM246 178V177H245ZM248 178V177H247ZM251 178V177H250ZM15 179V180H16ZM88 179V178H87ZM126 179V178H125ZM133 179V178H131ZM137 179V178H136ZM215 179V180H212ZM220 179V178H219ZM217 179V180H219ZM231 179V178H230ZM10 180V179H9ZM26 180V179H25ZM69 180V179H68ZM86 180V179H85ZM90 180V179H89ZM135 179H133L132 181H134ZM228 180V179H227ZM233 180V179H232ZM237 180V179H236ZM26 181H30V180H26ZM66 181V180H65ZM74 181V180H73ZM82 181V179H81ZM84 181V180H83ZM112 181V180H111ZM114 181V180H113ZM116 181V180H115ZM120 181V180H119ZM214 181V182H213ZM248 181V180H247ZM246 181V182H247ZM58 182V181H57ZM85 182V181H84ZM131 182V181H130ZM243 182V181H242ZM56 183V182H55ZM60 183V182H59ZM114 183V182H113ZM118 183V182H117ZM138 183V182H137ZM58 184V183H57ZM122 184V183H121ZM227 184V183H226ZM68 185V184H66ZM123 185V184H122ZM142 185V184H141ZM144 185V184H143ZM225 185V184H224ZM60 186V185H59ZM147 186V185H146ZM223 186V185H222ZM244 186V185H243ZM64 187V186H63ZM158 187V186H157ZM240 187V188H239ZM69 188V187H68ZM130 188V186H129ZM133 188H135L133 186ZM131 189V188H130ZM138 189V188H137ZM148 189V188H147ZM3 190V189H2ZM28 190V189H27ZM22 191V190H21ZM33 191V189H32ZM153 191V190H152ZM12 192V191H11ZM263 192V191H262ZM15 193V192H14ZM67 193V191H66ZM17 194V193H16ZM25 196L23 198H26V203H27V208L25 209V211H23V213L21 214V216H19V210H16L15 212H13L10 215V210L5 209V207H0V214H2V216L6 217L4 220L5 221H0V232L2 231V234L10 237L13 239V241L11 242H3L2 245H0V264H98V263H94V262H90V263H86V262H81L80 260H77L76 258H72L71 256H63L62 255L59 257L56 256L54 254L53 257H49L50 260H45V259H41L37 256H35L34 254L29 253L28 251H26L25 249H20L17 248V244L15 243V241L19 238V232L16 231V227H22L23 224H27L29 222H31V228L29 229L32 232H38L41 235H50V234H55V233H64V234H68V233H72L73 232V225L72 226H68V217L69 214H71V209L70 206L71 204H65L64 207H61L63 204L59 203L57 204V206H53L50 210L52 211L51 213H48V211H44V213L42 215H39V218L30 220L29 218H27V215H29L28 212H35L36 210H41V207L43 205V203L41 202V205H38L36 203L31 202L30 199V194H26L24 192ZM60 194V193H59ZM103 194V193H102ZM105 194V193H104ZM139 194V193H138ZM263 194V193H262ZM10 195V194H9ZM23 195V194H22ZM32 195V194H31ZM64 195V194H63ZM127 195V194H126ZM133 195V194H132ZM144 195V194H143ZM264 195V194H263ZM20 196V195H19ZM98 196V195H97ZM128 196V195H127ZM151 196V195H150ZM11 197V196H10ZM126 198V197H125ZM129 198V197H128ZM124 199V198H123ZM127 199V198H126ZM148 199V198H147ZM146 199V200H147ZM182 199V198H181ZM238 199V200H237ZM7 200V199H6ZM13 200V199H12ZM100 200V199H99ZM145 200V199H144ZM172 200V199H171ZM8 201V200H7ZM139 201V200H138ZM128 202V201H127ZM179 202V201H177ZM194 202V201H192ZM199 202V201H198ZM226 203V202H224ZM197 204V203H196ZM206 204V203H205ZM133 205V204H132ZM214 205H217L214 203ZM221 205V204H220ZM225 205V204H224ZM237 205V204H236ZM62 208L63 212L61 213V211L59 212L60 207ZM139 206V205H138ZM142 206V205H141ZM145 206V205H144ZM222 206V205H221ZM18 207V206H17ZM120 207V206H119ZM147 207V206H146ZM172 207V206H171ZM219 207V206H218ZM224 207V206H223ZM257 207V206H256ZM259 207V206H258ZM264 207V206H263ZM144 208V207H143ZM151 208V210H152ZM174 208V207H173ZM182 208V207H181ZM185 208V207H184ZM189 208V207H188ZM186 208L185 211L180 212V214H178L180 216V218L178 220H174L173 218L171 219H165L160 221V220H153V219H149V221L146 220V218H141L139 217V219L137 221H129L127 220L126 216L124 215V211L121 212L120 210H118V214L115 216V218H113L112 220L108 221V222H103L101 223L102 225V231H108L111 233V235L116 236V235H121L123 236H140L142 237V235H145L147 237H149L147 240H150V238H152V240H159V241H184V242H188V241H196V243L202 244L205 247L204 248H215L217 245H225V247H221V249L223 248H229V249H245L246 246H254V245H263L264 246V215L260 216V214H264V211L261 212L259 215H257L259 212H252L250 213V215L248 216V219H246L245 216L246 213L244 211H240L241 214H238V212L235 211H230V212H226V214L223 212L224 216L222 215L218 217V219H216L217 217L215 216V218H202V214L201 213H190V211H188ZM234 208V206L232 207ZM44 210H47V208H43ZM42 209V210H43ZM127 209V208H126ZM138 209V208H137ZM141 209V208H140ZM171 209V208H170ZM200 209V208H199ZM258 209V208H257ZM263 209V208H262ZM124 210V209H122ZM157 210V209H156ZM172 210V209H171ZM177 210V209H176ZM187 210V211H186ZM206 210V209H205ZM218 210V209H217ZM246 210V209H245ZM259 210V209H258ZM134 211V210H133ZM138 211V210H137ZM135 211V212H137ZM194 211V210H193ZM192 211V212H193ZM196 211V210H195ZM73 212V211H72ZM129 212V211H128ZM127 212V213H128ZM148 212V211H147ZM161 212V211H160ZM153 213V211H152ZM206 213V212H205ZM16 214V215H14ZM62 214V215H61ZM85 213L82 214V216ZM156 215L158 214L155 213ZM166 214V213H165ZM192 214H194L196 217L193 221H185L184 218L191 216ZM14 215V216H13ZM61 215V216H60ZM207 215V214H206ZM13 216V217H12ZM99 216V215H98ZM103 216V215H102ZM112 216V215H111ZM122 216V217H121ZM151 216V215H150ZM155 216V215H154ZM177 216V215H174ZM178 216V217H179ZM205 216V215H204ZM240 216V217H239ZM104 217V216H103ZM160 217V215H159ZM258 217V218H257ZM20 218V219H19ZM89 218V217H88ZM105 218V217H104ZM221 218L220 221H218ZM85 219V218H84ZM163 219V218H162ZM246 219V220H245ZM73 220V219H72ZM87 220V219H86ZM91 220V219H90ZM105 220V219H103ZM187 220V219H186ZM248 220V221H247ZM89 221V220H88ZM247 221V222H245ZM85 222V221H84ZM74 223V222H73ZM86 223V222H85ZM89 223V222H88ZM82 224V223H80ZM91 226V225H90ZM92 229V228H91ZM159 230V231H154V230ZM84 230V229H83ZM88 231V229H87ZM91 231V230H90ZM95 232V231H94ZM235 232H238V234L235 235ZM1 234V233H0ZM90 234V233H89ZM91 235V234H90ZM2 236V235H1ZM94 236L96 237V235L94 234ZM101 238V236H100ZM2 239V238H1ZM145 239V237H144ZM151 240V241H152ZM9 241V240H8ZM182 243V242H181ZM194 243V242H193ZM164 244V243H163ZM162 244V245H163ZM228 244V245H226ZM217 248V247H216ZM93 250V248H90ZM210 249V250H212ZM99 251V249H97ZM97 250H94V253L97 252ZM103 251V250H100ZM220 251V250H219ZM101 253V252H100ZM103 254V253H101ZM48 256V255H47ZM101 256V255H100ZM160 257V256H159ZM162 257V256H161ZM160 261V260H158ZM259 264V263H258Z\"/></svg>","mask_w":264,"mask_h":264},{"label":"snow or ice","instance_id":"3","mask_svg":"<svg viewBox=\"0 0 264 264\" xmlns=\"http://www.w3.org/2000/svg\"><path fill=\"white\" fill-rule=\"evenodd\" d=\"M14 47H16L17 49L19 48L18 45H14ZM19 54V53H18ZM34 84L36 83L35 80L32 81ZM53 103H55V100L52 101ZM23 163H30V162H37V161H22ZM40 163H43V161H38ZM109 167H126L125 165H109ZM154 231H159L158 229L157 230H154Z\"/></svg>","mask_w":264,"mask_h":264}]
</instances>
